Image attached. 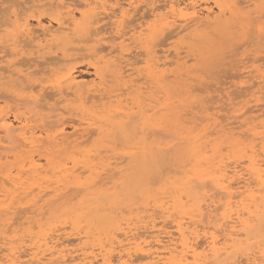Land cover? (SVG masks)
Here are the masks:
<instances>
[{
	"label": "bare ground",
	"instance_id": "obj_1",
	"mask_svg": "<svg viewBox=\"0 0 264 264\" xmlns=\"http://www.w3.org/2000/svg\"><path fill=\"white\" fill-rule=\"evenodd\" d=\"M80 3H78L77 5L80 4V6H84V9H80L79 13L80 14V17L79 18H76L78 17L75 16L74 14V9L72 4L77 2V0H75L74 2L71 3L70 5V8H68L65 12H62V11H57L56 15L52 18L49 17V19L53 20L55 22V24H57V27L55 25V29L53 27V29L51 28L52 24L49 25L50 28L48 27V29L46 28H43L42 27V33L40 34L41 31H39V33H34V31L32 30L31 26L32 24L29 23V19H35L34 17L32 18H28L29 16H25L24 15L22 16V12H20V10L18 9L17 10H13L11 12V15H9V18H8V21L6 23V21H3L2 24L4 25H9L10 22H12L11 24H14V27L17 28V30H19L20 32H22V37L24 39H26V42L24 44H22L20 41H19V37H18V40H17V37H14V36H18V34L20 35L21 33L20 32H17V34L13 35V36H10L9 33V27L7 28V30L3 29L5 32H7V36L5 38V40H3V37L2 38V41H1V38H0V79L1 78H4L3 76H8L6 75L7 73H5V75L3 74L5 71L8 72V74H17L18 76L20 77H23L24 74L23 71L26 69L24 66L25 64L23 65V67L25 69L22 68L19 69V68H16V62H18L17 60H21V59H16L14 61H11V58L8 60L6 56L8 55H18V56H24L25 55H31L29 56V58L26 57L25 61H27V59H32L33 60V57L37 56L39 58H42L43 57V52H41L42 50H44V52L46 51L45 49L47 48V50L49 48H51L53 45L56 46V45H59L60 43L59 42H63V40L65 41H71L73 40L74 42V39H71V38H81V40L83 39L84 41H90L89 38H94L95 41H99L103 36H105V32L109 33V38L108 37H104L105 40H107L106 38H108L110 40V43L109 44V47H110V50L111 52L107 53L109 55H111V53H114L116 52V54L114 53V55L116 56L115 58H117V62H116V67L114 68V75L112 74L111 72V75H113L112 77L116 76V78H123V76H126L127 79H123L122 81L126 82V83H129V87L128 85H125L124 86H127L129 89L130 87H133V82H134V77H133V74H135V66H134V63L136 60L133 61V56L130 52V47H126V42L127 41H130V43H134L135 45H140V51H144L143 52V55L145 54L146 55V58L144 60L145 64H146V68L148 69V74H152L155 75L157 74L155 71L156 69L159 70V65H161V67H164L166 68V64L167 63H172L173 64L175 63V65H179L182 61H180L182 58L179 57V52L178 49L179 48H174V46L172 47V49L174 48V50L172 51L173 55H171V51H169V55H171L172 57H174V59L171 61L170 59L172 57H170V59L168 58V54H165V55H162V57H159L154 49L157 48L154 46H150V41L158 36V35H161L163 32H164V35H166L165 33H167L166 37L168 38L169 37V40H170V36L173 35V33L175 35H179V34H185V32L187 31V29L189 28H192L193 31L195 32H202L203 30L207 29V28H213V29H224L225 27H227V20H224L223 18L226 16V11H230V14L232 15H235L237 13H240L239 11H236L234 10V8H236V5L240 4L239 2L240 1H243V4L245 3H249L248 6H254L253 8L255 9H258L260 11V14L261 12H264V0H212V4H213V7L216 9V10H213L212 6H208V5H205L208 3L207 0H190L189 2H184L182 0H128V5L127 7H123L122 5L124 4H121V6L119 5V3H121L119 0H117V2L114 0V2H112L113 4H107L108 2L112 1V0H78ZM125 1V0H124ZM186 1V0H185ZM32 2L34 3V5L36 4H41V0H32ZM126 2V3H127ZM200 2H203L205 3L204 6L202 8H198V6L200 5ZM245 2V3H244ZM83 5H82V4ZM45 4H48V5H53V2L48 0L46 3H42L41 5H45ZM141 4V5H140ZM202 4V3H201ZM72 6V7H71ZM140 6V7H138ZM243 6V5H242ZM246 6V5H244ZM200 7V6H199ZM249 7V9H250ZM137 8V9H136ZM149 9L151 11L150 15L152 16V21L149 22L148 24L144 25L143 23L144 22H140L138 23V25H133L134 27L131 28L130 25L127 26L128 28L125 29V24L124 22L126 23L127 19H128V22L131 20L130 16V12L131 10H138V9ZM252 8V9H253ZM251 9V10H252ZM22 10V9H21ZM79 10V9H78ZM76 10V12L78 11ZM134 10V11H136ZM257 10V11H258ZM263 10V11H262ZM9 11V10H8ZM133 11V12H134ZM145 11V10H144ZM143 11V12H144ZM255 12H257L256 10H253ZM21 13V14H20ZM24 13V12H23ZM136 13V12H135ZM145 13V12H144ZM147 13V12H146ZM258 13V12H257ZM137 14V13H136ZM243 14H246L245 16L248 15V13H243ZM7 15V16H8ZM26 15V14H25ZM32 15V14H31ZM30 15V16H31ZM133 15V14H132ZM143 15V14H142ZM146 15V14H145ZM149 15V14H148ZM147 15V16H148ZM149 15V16H150ZM225 15V16H224ZM263 15V14H262ZM5 16V15H3ZM6 16V17H7ZM11 16V17H10ZM40 16V15H39ZM147 16H144V17H147ZM224 16V17H223ZM5 17V18H6ZM133 17V16H132ZM140 17V16H139ZM138 17V19H139ZM142 17V16H141ZM223 17V18H222ZM2 18V17H1ZM130 18V20H129ZM149 18V17H148ZM134 19V18H133ZM226 19V18H225ZM231 19V17H230ZM253 19V18H251ZM5 20V19H4ZM39 20V19H38ZM146 20V19H145ZM149 20V19H148ZM10 21V22H9ZM31 21V20H30ZM35 21V20H34ZM143 21V18L142 20ZM232 20H230V23H229V28L232 27V25H235L232 24L231 22ZM36 22V21H35ZM107 24L106 27L108 26L110 28L109 32L107 30H105L106 28L102 26V24L104 25V23ZM132 22V20H131ZM147 22V21H146ZM38 23V22H37ZM51 23V22H49ZM130 23V22H129ZM133 23V22H132ZM253 23V22H252ZM232 24V25H231ZM132 25V24H131ZM249 25L252 27V25L254 24H250ZM11 26V25H10ZM36 26V25H35ZM48 26V25H47ZM105 26V25H104ZM236 26V25H235ZM235 26H233L232 28H234ZM248 26V27H250ZM264 26V24H263ZM34 28V26H32ZM107 27V29H108ZM238 27V26H237ZM234 28V29H229L230 32H233V34H231L232 37H234L235 35H237V30L239 29L240 31V28L238 27V29ZM257 27V26H256ZM41 28V27H40ZM105 28V29H104ZM2 27L0 26V33H2L1 30ZM13 29V28H12ZM125 29V30H124ZM237 29V30H236ZM251 29V28H249ZM35 30V29H34ZM41 30V29H40ZM89 30V31H88ZM91 30V31H90ZM93 30V31H92ZM168 30V32H167ZM236 30V31H234ZM242 30V29H241ZM254 30H255V26H254ZM261 30V28H260ZM228 31V30H227ZM264 31V30H263ZM262 31V32H263ZM89 33V35H93L94 37H89V35H86V36H82V35H85L86 33ZM194 32V33H195ZM211 32V31H210ZM258 32V31H257ZM261 32V31H260ZM261 32V35L263 36L264 34ZM212 34L214 33V31L211 32ZM236 33V34H235ZM241 33H243L241 31ZM256 33V32H255ZM218 35V33H216ZM223 34V33H222ZM4 35V34H3ZM90 35V36H91ZM100 35H102L101 37H99ZM163 35V34H162ZM161 35V37H162ZM215 35V33H214ZM227 35V34H226ZM10 36V37H9ZM107 36V34H106ZM186 36V35H185ZM200 36V35H199ZM210 36V35H208ZM221 35L219 36H216V37H220ZM250 36V35H249ZM84 37V38H82ZM161 37L159 39H161ZM184 37V36H183ZM196 37V36H195ZM214 37V36H213ZM229 37V36H228ZM248 36H246L247 38ZM253 37V36H252ZM264 37V36H263ZM260 38L261 40L263 39V43H261V40L258 41V43L260 42L261 43V46H263L262 44H264V38ZM88 38V40L86 39ZM103 38V39H104ZM116 38L118 39V41L116 40ZM165 38V37H163ZM173 38V37H172ZM205 38V37H203ZM227 38V37H226ZM238 38V37H237ZM245 38V39H246ZM251 38V36H250ZM255 38V37H254ZM253 38V39H254ZM157 39V38H156ZM192 39V38H191ZM195 39V38H194ZM199 39V38H198ZM196 39V40H198ZM218 39V38H217ZM228 39V38H227ZM224 38V41L227 40ZM234 39V38H233ZM232 39V41H233ZM29 40V41H28ZM252 40V39H251ZM22 41V39H21ZM76 41V39H75ZM78 41V39H77ZM80 41V39H79ZM92 41V40H91ZM102 41V40H101ZM108 41V40H107ZM154 41V39H153ZM164 41V42H163ZM165 39H163L162 41H159L160 42V45L158 43L159 46H163L167 43H165ZM188 41V40H187ZM201 41H202V38H201ZM231 41V39H230ZM236 41V40H234ZM240 41V40H239ZM245 41V40H244ZM256 41V40H255ZM82 42V41H81ZM104 42V41H103ZM158 42V41H157ZM156 42V43H157ZM167 42V41H166ZM174 42V41H173ZM193 42V41H192ZM218 42V41H216ZM223 42V41H222ZM250 42V41H249ZM100 45L102 42H100ZM129 42H127L128 44ZM161 43H165V44H162ZM169 43V42H168ZM190 43V42H189ZM205 43V42H204ZM238 43V42H236ZM254 43V42H253ZM259 43V44H260ZM65 43H63L62 45H64ZM73 44V43H72ZM75 44V43H74ZM98 44V43H97ZM107 44V43H106ZM106 44H103L102 47H104ZM108 44L106 45L105 48H107ZM152 44V43H151ZM183 44V43H182ZM188 44V43H187ZM203 44V43H202ZM223 44V43H222ZM252 44V42H251ZM61 45V44H60ZM70 45V44H69ZM67 46V45H64L63 47L62 46H59L58 48L61 49V47L64 49V48H68L69 47V50L70 49H75L77 47V45L73 46V45H70V46ZM135 45L133 47H135ZM198 45V44H197ZM216 45V44H214ZM250 45V44H249ZM253 45V44H252ZM66 46V47H65ZM80 46V45H79ZM94 46V45H93ZM92 46V47H93ZM181 46V45H180ZM231 46H234V45H231ZM72 47H75V48H72ZM96 49H95V46L93 47L95 50L97 49H101L103 50V48H98V46L96 45ZM138 47V46H136ZM152 47L154 49H152ZM183 47H186V46H183ZM196 47V46H195ZM200 47V46H199ZM208 47V46H207ZM246 47V46H245ZM52 48H55V47H52ZM57 48V47H56ZM80 48H82V46H80ZM91 48V47H90ZM104 48V49H105ZM182 48V46H181ZM189 48V47H188ZM192 48V46H191ZM201 48V47H200ZM234 48V47H233ZM76 49H78L77 51H79L80 49L77 47ZM84 49V48H83ZM81 49V50H83ZM89 49V46L87 47L86 46V50ZM109 49V48H107ZM134 49V48H133ZM143 49V50H141ZM202 49H205V48H202ZM210 49V48H209ZM227 49V47H226ZM80 50V51H81ZM139 50V48H138ZM181 50V49H180ZM211 50V49H210ZM251 50V49H250ZM54 51V49H53ZM53 51H50V52H53ZM57 51V50H56ZM64 52H61V56L59 57H62L61 58H57V57H52V61L53 59H57V62H61L60 60H66L68 61L67 59L71 60L70 56H71V53L70 55H68L67 53H65L66 50H63ZM73 51V50H72ZM100 51V50H99ZM109 51V50H108ZM107 51V52H108ZM132 51V50H131ZM155 51V52H154ZM183 51V50H182ZM189 51V50H188ZM187 51V52H188ZM264 51V50H263ZM47 52V51H46ZM49 52V51H48ZM47 52V53H48ZM76 52V51H75ZM94 52V51H93ZM135 52H136V48H135ZM138 52V51H137ZM165 52V50H164ZM184 52V51H183ZM209 52V51H208ZM211 52V51H210ZM247 52V51H246ZM251 52V51H250ZM249 52V53H250ZM262 52V51H261ZM55 53V51H54ZM57 53V52H56ZM55 53V54H56ZM96 53V51H95ZM95 53H92L91 55H95ZM139 53V52H138ZM162 53V50L161 52ZM264 53V52H262ZM53 54V53H52ZM129 54H131L132 58H129L128 56H130ZM163 54V53H162ZM191 53H189L190 55ZM194 54V53H193ZM206 55V53H204ZM209 54V53H208ZM260 54V53H259ZM258 54V55H259ZM74 55V54H73ZM87 55V54H86ZM90 55V56H91ZM105 55V54H104ZM113 55V56H114ZM128 55V56H126ZM138 55V54H137ZM140 55V54H139ZM142 55V54H141ZM183 55V54H182ZM228 55V54H227ZM250 55V54H249ZM9 56V57H10ZM47 55H45V58H46ZM55 56V55H54ZM57 56V55H56ZM75 56H76V53H75ZM98 56V55H97ZM96 56V57H97ZM161 56V55H160ZM184 56H187V55H184ZM192 56V54H191ZM204 56V55H203ZM251 56V55H250ZM261 56V55H260ZM32 57V58H30ZM101 57V56H100ZM141 57V56H139ZM248 57V56H247ZM246 57V58H247ZM20 58V57H18ZM48 58V57H47ZM76 58V57H75ZM74 58V59H75ZM98 58V57H97ZM111 57H109L110 59ZM114 58V59H115ZM136 58V57H134ZM142 58V57H141ZM143 58V59H144ZM186 58V57H185ZM200 58V57H199ZM216 58V57H215ZM214 58V60H215ZM241 58V57H240ZM13 59V58H12ZM24 59H22V61H24ZM48 59H51V55L49 56ZM56 59L54 62L52 63H56ZM59 59V60H58ZM101 59V58H99ZM106 58H102V60H105ZM184 59V58H183ZM189 59V58H188ZM188 59L186 58V61H188ZM207 58H204V60H206ZM37 60V59H36ZM41 60V59H40ZM116 60V59H115ZM132 60V61H131ZM138 60V59H137ZM141 60V59H140ZM217 60V59H216ZM238 60V59H237ZM241 61H243L242 59H240ZM239 60V61H240ZM250 60V59H249ZM247 59V62L249 61ZM254 60V59H253ZM35 61V60H34ZM42 61V60H41ZM45 61V60H44ZM47 62V61H45ZM95 61V60H94ZM97 61V60H96ZM95 61V62H96ZM109 61V60H108ZM143 61V60H141ZM194 61V60H193ZM201 61V60H200ZM262 61V60H261ZM28 62V63H27ZM27 62H25L26 64H29L31 65L34 64L32 61L31 63H29L30 61L28 60ZM50 62V63H51ZM112 62H114V60H112ZM207 62V61H206ZM205 62V63H206ZM216 62V61H215ZM263 62L262 61V64L261 62L259 63V65L261 67H263ZM20 63V62H19ZM49 63V62H47ZM46 63V64H47ZM60 63V64H61ZM94 62H92L93 64ZM106 63V62H105ZM205 63L203 64V66H206ZM239 63V62H238ZM243 63V62H242ZM253 63V62H252ZM255 63V61H254ZM37 64V63H35ZM58 64V63H57ZM95 64V63H94ZM100 64V63H99ZM104 64V63H103ZM138 64H140L138 62ZM184 64V61L183 63ZM201 64V66H202ZM240 64V63H239ZM258 64V62H256L255 64H252L253 66ZM5 65V71L2 69ZM114 64L112 63V66ZM163 65V66H162ZM236 65V64H235ZM241 65V64H240ZM243 65V64H242ZM250 65V66H249ZM246 64V66H249V68L251 67V64ZM50 66V65H49ZM62 66V65H61ZM59 67L58 68V71H57V76L52 80H48L45 82H42L43 80H40V81H37L36 84H30V85H25L26 87L28 86L29 88V91L30 93L27 95V97H18L16 98V100L19 99V101H22V100H29L28 102H34V106H39L41 105V107L45 106L42 102V104L39 103V101H41L39 98L36 97L35 94H33V90L35 89V87H38L39 89H36V91H44L45 89L47 88H50L51 89H54V92H56L59 96H63L62 98L64 97H67L68 96H77L78 98H80V101L81 99L83 100L84 103H87L85 102V100L87 101V99H92L94 98L97 99L98 96H102L100 97L99 99L101 100V98H107L110 99L108 100L109 102L111 103H116L114 107H112V109L110 111H115V112H121V114H127L126 117L128 116V113L130 114L129 111H125L124 108L125 107V103L122 102V96L124 95L121 94L119 92V94H121L119 96V94H115L114 91L115 89L112 91V88H108V86L106 85L107 82L106 81V78L103 76L104 73H102V71L100 70V68L97 67V64L96 66H93L95 70L94 71V76L96 79L93 80L91 79V83H89L90 81H88L89 84L87 83H84L83 81H81L80 79L78 80V78L76 77V75H74L73 73V66L71 68V66L69 67L68 65L65 67L64 65L62 67ZM103 66V65H102ZM138 66V65H136ZM141 66V65H140ZM144 66V65H143ZM168 66V65H167ZM174 66V65H173ZM182 66V65H180ZM244 67V68H247V67ZM252 66V67H253ZM257 66V65H256ZM27 67V66H26ZM100 67V66H99ZM177 67V66H176ZM200 67V66H199ZM259 66L257 67H254L253 68H250V70H245L246 73H248V71L252 72L253 70L255 71L256 75L254 77H256V79H258V83H264V68H261ZM144 68V67H143ZM198 68V67H197ZM197 68H195V70H197ZM203 68V67H202ZM2 69V71H1ZM34 69V68H33ZM36 69V68H35ZM55 69V68H54ZM138 69V68H137ZM161 69V68H160ZM179 69V68H178ZM201 69V68H199ZM253 69V70H251ZM111 70V68H110ZM113 70V69H112ZM143 70V69H142ZM146 70V69H144ZM162 70V69H161ZM166 71V69H163L162 71ZM194 70V69H193ZM191 69V71H193ZM194 70V71H195ZM4 71V72H3ZM29 72V70H27ZM26 71V73H27ZM106 71V70H105ZM140 71V70H139ZM162 71H160L159 73H161ZM164 71V72H165ZM175 71V70H174ZM198 71V70H197ZM196 71V72H197ZM205 71V70H204ZM35 73L37 71H34ZM38 72H39V69H38ZM37 72V74H38ZM134 72V73H133ZM137 72V71H136ZM155 72V73H154ZM168 72V71H166ZM244 72V71H242ZM30 73H31V70H30ZM28 73V74H30ZM55 73V72H54ZM163 73V72H162ZM204 73V72H203ZM237 73V72H236ZM53 74V73H52ZM110 74V73H109ZM107 73V75H109ZM125 74V75H123ZM145 74V73H144ZM142 74V75H144ZM179 74V73H178ZM182 74V73H181ZM184 74V73H183ZM194 74V73H193ZM198 74V73H197ZM200 74V73H199ZM234 74V73H233ZM242 73L239 74V76H243L241 75ZM253 73H249L250 76H245L249 79V77H251ZM3 75V76H2ZM41 75V74H40ZM43 75V74H42ZM41 75V76H42ZM136 75V74H135ZM167 75V74H166ZM171 76H174L172 74H170ZM190 73L188 74V77H189ZM235 75V74H234ZM93 76V77H94ZM110 76V75H109ZM182 76V75H181ZM186 76V74H185ZM253 76V75H252ZM35 77V76H34ZM108 77V76H106ZM143 77V76H142ZM146 77V76H144ZM168 77V75H167ZM170 77V76H169ZM175 77V76H174ZM187 77V78H188ZM12 78V76H11ZM30 78V77H29ZM42 77H40L41 79ZM50 78V77H49ZM105 78V80H104ZM125 78V77H124ZM171 78V77H170ZM194 78V77H193ZM244 78V77H243ZM22 79V78H21ZM139 79V78H138ZM137 79V80H138ZM141 79V78H140ZM178 79V77H177ZM176 79V80H177ZM191 79V78H189ZM233 79V77H232ZM255 79V81H256ZM3 80V79H2ZM5 80H8V79H5ZM24 80V79H22ZM31 82L33 79H30ZM29 80V81H30ZM110 80V79H109ZM108 80V81H109ZM126 80V81H125ZM148 80V79H147ZM158 80V79H157ZM165 80V79H164ZM171 82L172 79H170ZM193 80V79H192ZM235 80V78H234ZM1 81V80H0ZM26 81V80H25ZM34 81V80H33ZM112 81H113V78H112ZM116 81V80H115ZM193 81H196V79L194 78ZM203 81V80H202ZM245 80H243V82L241 84H239L240 86H242V84L244 83ZM250 81H252L250 79ZM254 81V80H253ZM252 83H255V81ZM9 82L10 84V81H7ZM19 82V81H18ZM24 82V81H23ZM87 82V81H86ZM110 82V81H109ZM149 82V81H148ZM189 82V81H188ZM5 83V81H4ZM13 83V82H11ZM33 83V82H32ZM119 83V82H118ZM136 83V82H135ZM190 83V82H189ZM203 83V82H202ZM236 83V82H235ZM245 83H247V81H245ZM3 84V83H2ZM18 84V83H17ZM123 84V83H122ZM143 84V83H142ZM153 84V83H152ZM158 84V83H157ZM160 84V83H159ZM163 84V83H162ZM186 84H188L186 82ZM232 84V83H231ZM230 84V85H231ZM251 84V83H250ZM257 84V83H256ZM118 84H116L117 86ZM133 85V86H132ZM141 85V83H140ZM145 85V84H144ZM148 85V84H147ZM165 85V84H164ZM189 85V84H188ZM205 85V84H204ZM229 85V86H230ZM237 85V86H239ZM249 85V84H248ZM248 85H246L248 87ZM3 86V85H2ZM11 86V84H10ZM18 86V85H17ZM21 86V85H20ZM110 89V90H108ZM157 86V85H156ZM162 86V85H161ZM209 86V85H208ZM245 85L243 84L242 87H244ZM245 86V88H246ZM254 88L253 86H255V84L253 85H250L249 87L251 88ZM1 87V86H0ZM3 87H7V86H3ZM23 87V86H22ZM24 87V88H26ZM119 89L121 87V83H119ZM126 87V89H127ZM138 87V86H137ZM144 87V86H143ZM146 87V86H145ZM144 87V88H145ZM225 87V86H224ZM228 87V86H227ZM232 87V85H231ZM261 87L264 88V84L262 85L261 84ZM18 88V87H17ZM113 88H116L113 86ZM147 88V87H146ZM154 88V87H153ZM196 88V86L194 87ZM193 88V89H194ZM207 88V87H206ZM219 88V87H217ZM216 88V89H217ZM244 88V90H246ZM249 88V89H250ZM259 88V87H258ZM15 89V88H14ZM13 89V91H14ZM125 89V88H124ZM142 89V88H141ZM148 89V88H147ZM151 89V88H150ZM199 89V88H198ZM232 89V88H231ZM241 89L242 91V88H239ZM1 90V89H0ZM48 90V92H46ZM44 94H46V96L48 98L52 97V96H48L49 92L52 93L51 91H49V89H47ZM122 90V89H121ZM157 90V89H156ZM197 90V88H196ZM207 90V89H206ZM237 90V89H236ZM253 90V89H251ZM257 92L260 91V89H256ZM264 90V89H263ZM4 91V90H3ZM3 91H0L1 95L0 97H4L6 96V93L4 95V93H2ZM12 91V92H13ZM117 91V89H116ZM120 91V90H119ZM192 91V90H191ZM205 91V90H204ZM213 91H215L213 89ZM217 91V90H216ZM220 91V89L218 90ZM229 91V90H228ZM239 91V90H238ZM247 91H250V90H247ZM247 91L245 93H247ZM21 92V91H20ZM19 92V93H20ZM25 92H28V90H26ZM53 92V93H54ZM118 92V91H117ZM134 92V91H133ZM144 92V91H143ZM147 92V91H146ZM209 92V91H208ZM212 92V91H211ZM227 92V91H226ZM232 92V91H231ZM243 92V91H242ZM251 92V91H250ZM255 92V91H254ZM254 92H251V93H254ZM55 93V94H56ZM129 93V92H128ZM225 93V92H224ZM236 93V92H235ZM234 93V94H235ZM244 93V94H245ZM261 93V91H260ZM259 93V94H260ZM3 94V95H2ZM22 94V93H20ZM40 94H43L42 92H40ZM71 94V95H70ZM169 94V93H168ZM231 94V93H230ZM233 94V92H232ZM243 94V96H245ZM257 94V93H255ZM255 94H253L252 98H247L248 101H244V103H242V107L238 106V109H241L242 111L239 112V113H242L241 115L245 114L244 112L246 113H252L251 111V108L250 107H256V109L259 107V109H261V107L263 106V102H262V105H260L261 103V99H262V96H258ZM141 95V94H140ZM217 94H215L216 96ZM220 95H221V92H220ZM239 95H241L239 93ZM247 95V94H246ZM261 95V94H260ZM44 96V95H42ZM128 96V95H127ZM126 96V97H127ZM183 96V95H182ZM214 96V97H215ZM223 96V94L221 95ZM236 96V95H235ZM250 96V94L248 95ZM40 97V96H39ZM55 97V96H54ZM96 97V98H95ZM121 97V98H119ZM124 97V96H123ZM126 97H125V100H126ZM133 97V96H132ZM136 97V96H135ZM138 97V96H137ZM212 97V96H211ZM213 97V98H214ZM220 97V96H219ZM219 97H218V101L219 100ZM224 97V96H223ZM242 97V96H241ZM47 98V100H48ZM112 98V99H111ZM128 98V97H127ZM131 98V97H129ZM160 98V97H159ZM209 98V97H208ZM207 97H205V100L207 99V101H211V100H208ZM226 98V96L224 97ZM230 98V97H229ZM237 98V97H236ZM261 98V99H260ZM10 99V98H9ZM15 99V97H14ZM39 101H38V100ZM57 99V98H56ZM71 99V98H70ZM136 99V98H135ZM227 99V98H226ZM234 99V95H233V98L231 97V99L229 100H232ZM242 99V98H241ZM250 99V100H249ZM5 100V99H4ZM8 100V99H7ZM90 100H88V102H90ZM93 100V99H92ZM98 100V99H97ZM132 100V99H131ZM134 100V99H133ZM148 100V99H146ZM172 100V99H171ZM199 100H204V98H201ZM198 100V101H199ZM205 100H204V104L201 103L200 101V104L203 105L201 107H198L199 102L197 101L196 102V105L193 106V104L191 105V108L192 106L194 108H202L204 107L205 108ZM217 100V99H216ZM223 100V99H222ZM239 99L237 98V101ZM6 101V100H5ZM38 101V102H37ZM60 101V100H58ZM57 101V102H58ZM124 101V100H123ZM130 101V100H129ZM136 103L138 101H140L139 99H136L134 100ZM153 101V99L151 100ZM214 101V100H212ZM211 103L210 105L214 107V103ZM240 101V100H239ZM238 101V102H239ZM242 101V100H241ZM253 102L252 105L253 106H246L247 107V110L246 111H243L245 108L244 106L247 105L249 102ZM263 101V100H262ZM18 102V101H17ZM27 102V101H26ZM37 102V103H36ZM45 102V101H44ZM55 102V103H57ZM67 102V101H66ZM217 102V101H216ZM224 102V101H223ZM234 102L233 105L235 104V99L232 101ZM243 102V101H242ZM16 103V102H15ZM36 103V104H35ZM79 103V101H78ZM82 103V102H81ZM91 103V102H90ZM100 102H97V104H95L94 102V105H98ZM106 103V102H105ZM104 103V104H105ZM108 103V102H107ZM127 103V102H126ZM133 103V102H131ZM218 103V102H217ZM225 103V102H224ZM223 103V104H224ZM237 103V102H236ZM17 104V105H16ZM14 105V107H12L13 109L9 110V111H2L1 108H0V149H6V148H9V151L10 152V148L11 149H16V152L19 153V152H22V153H25L26 155L20 153V155H24L25 157H27L28 161L26 162V166H22L21 165H18L20 163L18 162H23L22 160L16 163H14L16 160H13V164L15 166H19V168L17 167V171H15V173L13 171L10 172V170L7 169V172L5 171V173H1V176L0 178V197H2L0 199V213L3 212L2 214H5L7 217V215L10 217V215L14 212L13 209H17L15 207H18L21 208V210L24 212L25 209L28 208V210H26L28 213H31L32 212H35L33 213L34 215H37L41 213L40 210H42V212H44L42 209L43 205L47 202H49L50 200H58V198H60L61 196L63 197V194H64V190L66 189H71V187L73 188L74 186H69V183H67L68 179L70 177H72V181H71V184H75V189L79 188L77 186H81V185H85V184H93L94 183V179L95 177L97 176H100L99 174H101L100 172L104 173V174H109L110 172H114L116 171V169L119 167L118 165L120 163H123V162H116V157H112L114 161H109L110 158H108V161L106 162H102L101 163V160H100V163L98 165V168H96L97 166L94 164L96 161L94 158V160H92V158L90 159L91 161H87L88 159L87 156L89 155H86V153H89L91 151H89V149H93L92 151H95L93 147V144H92V147L91 148H86V151L84 149L83 151V157L80 156L79 154V158L76 159L77 155L75 153H82V151L80 150L82 148V146H84L85 144L81 145L82 142H77V139L74 138V140H68L69 138H71L70 136H72L73 132L74 133H77V131L80 129H78V127H81V130L79 131H85L86 130H89L87 132H90V133H94V127L97 123H100V121L98 122L97 119H100V118H96V121L94 118L92 117H96V116H92L91 118H86L85 116H83L84 112L81 113L80 116H78V118L76 119V121L78 122V124H76L77 122L75 120V124H73V131L72 134L68 131L66 132V129L65 127L63 126V121L59 124V125H54V126H57V127H51L53 126V124L55 123V120L52 122L49 118L50 117H53L49 114H47V117L46 119L48 118V121L50 120L52 123L50 125H47L46 123L48 122L47 120H43L44 117H45V113L44 115L42 113H39L40 112V109L38 110V112H34V110H32L33 114L29 115L30 113H32L31 111H27L26 112H16L20 109L21 110H24L25 111V104H23V102L20 104L19 103H16ZM22 104V105H21ZM103 104V106H104ZM159 104V103H158ZM166 104V103H165ZM198 104V105H197ZM208 104V103H207ZM206 104V105H207ZM220 104V102H219ZM230 104V103H228ZM239 104V103H238ZM82 105V104H81ZM100 105V104H99ZM130 105V104H129ZM127 105V106H129ZM217 105V104H216ZM226 105V104H225ZM231 105V104H230ZM229 105V106H230ZM232 105V110H234V106ZM236 105V104H235ZM249 105V104H248ZM30 106V105H29ZM35 106V107H36ZM103 106H100V107H103ZM133 106V105H131ZM138 106V105H137ZM161 106V105H160ZM196 106V107H195ZM208 106V105H207ZM206 106V108H207ZM210 106V107H211ZM237 106V105H236ZM1 107V106H0ZM47 107V106H46ZM49 107V106H48ZM97 107V106H96ZM217 107V106H216ZM220 107V105H219ZM217 107V108H219ZM240 107V108H239ZM264 107V106H263ZM22 108V109H21ZM40 108V107H39ZM58 107H51V109L49 110H56ZM73 109L76 108V107H72ZM70 108V109H72ZM79 108V107H78ZM81 108V107H80ZM84 108V107H83ZM82 108V109H83ZM95 108V107H94ZM153 108V107H151ZM155 108V107H154ZM153 108V109H154ZM157 108V107H156ZM166 108V107H165ZM168 108V107H167ZM205 108V109H206ZM215 108V107H214ZM221 108V107H220ZM223 108V107H222ZM244 108V109H243ZM47 110V108H45ZM61 109V108H60ZM63 109V108H62ZM67 107L65 108L64 111H66ZM81 109V110H82ZM132 109V108H130ZM142 109V108H141ZM211 109V108H210ZM209 109V110H210ZM224 109V108H223ZM229 109V108H228ZM227 108L224 109L225 110H228ZM236 109V111L238 110ZM254 110V108H252ZM264 109V108H263ZM261 110V112H263L264 110ZM68 110V109H67ZM79 110V109H78ZM102 110V109H101ZM129 110V109H128ZM149 110V109H148ZM156 110V109H155ZM204 110V109H203ZM258 110V109H257ZM13 111V112H12ZM37 111V110H35ZM42 111V109H41ZM44 111V110H43ZM70 111V110H68ZM103 111V110H102ZM138 111V110H137ZM142 111V110H141ZM139 111V112H141ZM147 111V110H146ZM187 111V112H186ZM230 111V110H229ZM235 111V110H234ZM256 111V110H254ZM259 111V110H258ZM9 112H11V114H9ZM50 112V111H49ZM63 112V111H62ZM67 112V111H66ZM75 112V115H76V111ZM101 112V111H100ZM128 112V113H127ZM158 112V111H157ZM189 109L185 110V112L183 114H189ZM238 112V111H237ZM60 113V112H59ZM59 113H54L53 111V114H58L59 116ZM73 113V112H72ZM147 113V112H146ZM167 113V112H166ZM175 113V112H174ZM202 113V112H201ZM212 113V112H211ZM217 113V112H216ZM233 113V112H232ZM238 113V114H239ZM259 113V112H257ZM51 114H52V111H51ZM67 114V113H66ZM78 114V113H77ZM86 116H87V113H85ZM97 114V113H96ZM111 114V113H110ZM114 114V113H113ZM172 114V113H171ZM193 114V113H192ZM203 114V113H202ZM222 115H224L223 113H221ZM227 114V111L226 113ZM236 114V115H235ZM233 113L232 115L229 113V115H231V117H229L228 115V118L227 119H237L239 120V115L237 113ZM253 114V113H252ZM260 114H264V113H259V116ZM74 115V114H73ZM105 115V114H104ZM120 115V114H119ZM168 115V114H167ZM199 115V114H198ZM222 115H219L218 117L222 118L221 116ZM234 115V116H233ZM255 115V114H254ZM257 115V114H256ZM72 116V115H71ZM99 116V115H98ZM118 116V115H117ZM125 116V115H124ZM123 116V117H124ZM139 116V114H138ZM166 116V115H165ZM182 116V115H180ZM202 115H199L197 116L198 118L201 117ZM233 116V117H232ZM245 116V115H244ZM250 116V117H249ZM258 116V117H259ZM34 117V118H33ZM57 117V116H56ZM108 116L105 115L104 117H101L100 120H102V122H107L109 119L107 118ZM133 117H136L133 116ZM142 117V116H141ZM205 117V116H204ZM203 117V118H204ZM248 121L245 123L246 124H250L252 125L250 128H248L246 131H243V133L245 134V137H244V134L241 135V133H239V135L235 136L234 135H231L232 133H229V135L227 136L226 134V137L223 136V134H221L224 138H226V140L224 142H226V144L223 143V137L221 139L222 141V145L220 147H222L223 149H227V153L221 151L222 148L219 147L220 143H216L214 142V138H218V136L214 137L213 140L209 137V139H211L209 141L210 145L213 144V146L209 145V143H207V140L203 142V140H201V138H205V134L208 133L205 132V136L202 135V132L200 135L204 136V137H198V133H196V136H194L195 134L193 133V135L191 136L192 134V131L191 132H188L186 133L185 135L183 136H180L179 138L183 137V141L185 140L186 137H188L186 139V142L188 141L189 139V146H190V154L189 155H192V161H189V163L191 162L192 163V168L189 164V167H190V173L189 174H186V172L189 170L187 166H185V168L183 169V171L185 170L186 171V167H187V171L185 172V175H182V178L183 176H185V179L183 180L182 178H179L180 180L179 181H182L181 183L180 182H177V184H175V182H173L174 180H176V178L173 180V178L171 179L172 180V183H171V180H166L168 181L169 183L172 184H169V183H165L166 185L164 186H168V187H165V189L168 190L169 188V185L170 187L173 188V190L176 192H172L171 195H167L168 196V199H161V194L159 196H161L160 198H158L157 200V197L156 199H152V202L151 204L155 207L156 204H153V200H155L154 202L159 201L160 199V203L161 201H165L163 203H157V206L158 208H160L159 210L156 211V209H154L152 211L151 209V213H147L145 217H143L141 214V217H142V220L138 219L139 220V223L137 221L138 224H129L128 227H127V230L125 231L124 229V235H122L123 231L121 232H118V233H121V237L120 239H118L119 237L117 235H113L111 237V235L114 233H117L115 231L117 230H113L110 234H105L106 237H108L107 235L110 236L109 239L107 240H104L103 239H99L98 237L92 239L91 237V241H88V238H89V235H88V232L90 231H87V234H85V239H81L77 232H75L77 234V238L78 239H75L76 241H79V243H77V246L76 247H73L71 248V244H70V248L67 247V244H66V241L65 239H67L68 237L67 236H70L71 234L74 235V232H66L68 235H66L65 233H62L63 231H60L58 232L57 234L55 233V229L57 230V227L59 225V223H57L58 225L56 226L55 228V225L53 226V224L55 223H51V227L47 225L48 228H50V230L53 228L54 229V232L55 233L54 235L53 234H50L49 235V232L46 233L45 232V229H44V232H43V228H41V232H40V229H36L35 231H33L34 233L35 232H38L36 235L34 234V236H29V238L27 239L28 243H26L25 239L23 240H20L18 241L19 237L18 238H15V237H9L10 234L8 233V228L10 226V224H14V220L12 221V219L8 218L9 221L8 222H11V223H6L7 221H5L6 225L9 224L6 229H7V233H4L6 230L4 228V230L2 232V234L4 233V235L0 234V264H133L135 261H134V257H139L141 258V260H144V262L140 263V264H205L206 262H210V261H218L219 258L223 255H228L232 250H234L235 247H241V245L243 246V242L241 241L242 238L241 236L244 234L245 235V239L247 238L248 234L251 235V232H253L252 228H253V225L255 223H253V221H255V219L258 217V214L259 212L262 211V209L264 208V121H261L260 122H254V116L252 115H248ZM246 117V119H247ZM253 117V118H252ZM68 118V117H67ZM74 118V117H73ZM72 118V119H73ZM110 118V116H109ZM197 118V119H198ZM241 118V117H240ZM250 118V119H249ZM252 118V119H251ZM257 118V116L255 117ZM52 119V118H51ZM69 119V118H68ZM71 119V118H70ZM93 121H92V120ZM113 119V118H112ZM205 119L207 120H210L211 121V124L210 125H213L214 128H215V132L218 134L220 131H224V130H221L222 128H218L217 129V126L221 125L220 127H222V124H219L215 121V119L210 116L209 114L205 117ZM242 119V118H241ZM245 119V117H244ZM157 120H161L160 122H164V121H168L166 117L163 116V118H157V117H148L145 119V121L143 122L144 125L146 124V128H147V125L149 126H156L155 124H159L160 122L157 121ZM191 120V118H190ZM202 120V119H201ZM201 120H199L201 122ZM225 120V119H224ZM236 120V122H237ZM47 121V122H46ZM197 121V120H196ZM223 121V120H221ZM244 121V120H243ZM72 122V121H70ZM111 122V121H110ZM132 122V121H131ZM185 122V121H184ZM187 122V121H186ZM193 122V120L191 121ZM224 122L226 123V121H223V125H224ZM228 122V120H227ZM234 123V121H232ZM240 122L242 123V120H240ZM240 122L238 121V123L240 124ZM47 125V127H50V128H45L46 126L44 124ZM69 123V122H68ZM108 123V122H107ZM107 123H104V124H107ZM119 124L118 125H121L120 121H118ZM138 123V122H137ZM160 123V124H161ZM189 123V122H188ZM196 123V122H195ZM230 122H228L227 124H229ZM100 124H103V123H100ZM130 124V123H129ZM132 124V123H131ZM186 124V123H185ZM197 124V123H196ZM226 124V125H227ZM237 124V123H236ZM244 124V123H243ZM242 124V126H243ZM68 125V124H67ZM78 127H77V126ZM140 125V124H139ZM203 125V124H202ZM208 125V124H207ZM232 125V124H231ZM72 126V125H71ZM91 126H94L92 127V129L90 128ZM131 126V125H130ZM196 126V125H195ZM199 126V125H198ZM206 126V125H205ZM225 126V125H224ZM237 127H239L238 125H236ZM97 127V126H96ZM101 127V126H100ZM104 125H103V129H104ZM190 127V126H189ZM234 127V126H232ZM246 127V126H245ZM71 128V127H70ZM90 128V129H88ZM99 128V126L97 127ZM102 128V127H101ZM148 128H151V127H148ZM147 128V129H148ZM168 128V127H167ZM212 128V129H214ZM225 128V127H224ZM236 128V127H235ZM234 128V129H235ZM102 129V130H103ZM107 129V128H106ZM114 129V128H113ZM138 129V128H137ZM142 129H145V128H142ZM179 129V128H178ZM193 129H195L193 127ZM90 130H93V131H90ZM97 130V129H96ZM192 130V129H191ZM101 131V130H99ZM106 131V130H105ZM127 131V130H126ZM145 131V130H144ZM161 131V130H160ZM185 131V130H184ZM190 131V130H189ZM201 131V130H200ZM212 131V130H210ZM209 131V132H210ZM239 131V130H238ZM137 132H143V131H137ZM169 132V131H168ZM171 132V131H170ZM214 132V131H213ZM213 132H210L211 134ZM214 132V133H215ZM246 132V133H245ZM144 133V132H143ZM149 133V131L147 132ZM156 133V132H155ZM160 133V132H159ZM209 133V134H210ZM248 133V134H247ZM68 134V135H67ZM151 134V132H150ZM162 134V133H160ZM165 134V133H163ZM237 134V133H236ZM247 134V135H246ZM81 135V134H80ZM79 135V136H80ZM170 135H172L170 133ZM220 135V136H221ZM243 136V141H245L243 143L242 141V138L240 137ZM75 136V135H74ZM85 136V135H84ZM90 136V135H89ZM164 136V135H163ZM169 136V134H168ZM185 136V137H184ZM246 136L247 138H249V140H244L246 139ZM83 137V136H82ZM87 137V136H86ZM154 137V136H153ZM158 137V136H157ZM165 137V136H164ZM173 137V136H171ZM208 137V135H207ZM237 137H240V139H238ZM120 138V137H119ZM127 138V137H126ZM136 138V137H135ZM160 138V137H159ZM175 138V137H174ZM220 138L219 137V141L217 139L218 142H221L220 141ZM229 138V140H228ZM234 138H236V140H240V141H236ZM86 139V138H85ZM82 140L83 142L86 143V141ZM88 139V138H87ZM86 139V140H87ZM144 139V138H143ZM178 139V138H177ZM76 140V142H75ZM128 140V139H127ZM145 140V139H144ZM152 140V139H151ZM156 140V139H155ZM163 140V139H162ZM79 141V140H78ZM97 141V140H95ZM93 141V142H95ZM212 141V142H211ZM14 142L16 143L15 145H12V143L14 144ZM74 142V143H73ZM92 142V141H90ZM89 141L87 142L86 146L89 145L88 143H90ZM176 142V141H174ZM178 142V141H177ZM180 142V141H179ZM178 142V143H179ZM214 142V143H213ZM132 143V142H131ZM142 143V141H141ZM182 143V142H181ZM10 144L9 146L10 147H7V145ZM70 144H73L72 146ZM91 144V143H90ZM108 144V143H107ZM117 144V143H116ZM208 144V145H207ZM47 145V146H45ZM71 148L73 147V149L75 150L74 147L76 146H79L78 148H76L77 150L74 152H71L74 153L75 157L73 155L70 154V152L68 154H70L68 157L69 158H73L74 160H70V162L72 163V166L69 167V165L67 166L65 161L64 160L63 164H60V163H53L52 162V159L51 158H48L45 155L42 156H39L41 158H44L45 161L41 164L39 161L41 160H36L33 156H36L37 154L38 155H41L40 153H43L44 151H47V149H49V147H51V152L49 153V150L48 152H46L47 154H51L52 155V151H56L58 152V149H59V152H61V150L64 148H67L65 150H68V148L70 146ZM96 145V143H95ZM98 145V144H97ZM185 144H183V147H184ZM187 145V144H186ZM185 145V146H186ZM188 146V145H187ZM208 146L210 149H207ZM227 148H226V147ZM48 147V148H47ZM55 149H54V148ZM225 147V148H224ZM53 148V149H52ZM124 148V147H123ZM126 148V147H125ZM142 152L144 154L145 151V145H143L142 147ZM161 148V147H159ZM179 148V146L177 147ZM185 148V147H184ZM183 148V149H184ZM83 149V148H82ZM105 149V148H104ZM107 149H110L107 147ZM222 149V150H223ZM0 150V151H1ZM62 150V151H63ZM156 150V149H155ZM170 150H172V152L170 154L173 153L174 149H172V147L170 148ZM177 150V149H176ZM208 150L211 151V154L209 153L208 154ZM3 151V150H2ZM15 151V150H14ZM103 151V150H102ZM108 151V150H107ZM120 151V150H119ZM180 151V150H179ZM65 152V151H64ZM68 152V151H67ZM66 152V154H67ZM101 153V150L99 151ZM169 152V151H168ZM176 152V151H175ZM36 154V155H33ZM62 153V152H61ZM118 153V152H117ZM120 153V152H119ZM118 153V154H119ZM177 153V152H176ZM225 153V154H224ZM10 154V157L15 154V152L13 153H9ZM48 154V156H50ZM64 154V155H66ZM96 153H94L92 156H95ZM122 156V153H120ZM127 154V153H126ZM185 154V153H184ZM183 154V155H184ZM17 155V154H16ZM61 155V154H60ZM117 155V154H116ZM158 155V154H157ZM173 155V154H172ZM178 155V154H177ZM6 156V154H1L0 152V160H3L4 157ZM50 156V157H51ZM57 155L53 156V157H56ZM73 156V157H72ZM90 156V157H92ZM112 156V155H111ZM126 155H123L122 157H125ZM140 156V155H139ZM8 156H6L5 158H7ZM23 157V156H21ZM67 157V156H66ZM65 157V158H66ZM96 157V156H95ZM103 157V156H102ZM108 157V156H107ZM106 157V158H107ZM172 157V156H171ZM171 157H170V160H171ZM180 157V156H179ZM178 157V158H179ZM3 158V159H2ZM15 158V157H14ZM13 158V159H14ZM38 158V156L36 157ZM64 158V157H63ZM81 158V159H80ZM119 158V156H118ZM121 158V157H120ZM123 158V161H125ZM135 158V157H134ZM10 159V158H9ZM12 159V158H11ZM21 159V158H19ZM57 159V157H56ZM59 159V158H58ZM133 159V158H132ZM166 159V158H165ZM188 159V158H187ZM61 160V159H60ZM80 160H84L83 162L85 163L84 167L87 168V170L89 169L90 171V174L86 172V170H84V173H81L83 172V168H77L79 166H76L77 164H80ZM112 160V159H111ZM154 160V159H153ZM174 160V159H173ZM182 160V159H181ZM79 161V163H77ZM95 161V162H93ZM104 161V160H103ZM179 161V160H178ZM187 161V160H186ZM8 161H5V164L3 165H6ZM55 162V161H54ZM59 162V161H58ZM62 162V161H61ZM66 162H69V161H66ZM82 162V161H81ZM93 162V163H92ZM175 162V161H174ZM10 163V161L8 162ZM77 163V164H76ZM90 163H92L90 165ZM159 163V162H158ZM12 164V167H14V165ZM70 164V163H69ZM136 164V163H135ZM152 164V163H151ZM194 164V165H193ZM24 165V164H23ZM149 165V164H148ZM76 168L77 169H80L81 172L79 173L77 169H74L73 168ZM83 166V165H82ZM96 166V167H95ZM175 166V165H174ZM177 166V165H176ZM179 166V165H178ZM25 167V168H23ZM154 167V166H153ZM5 168H9L10 169V165L8 167H5ZM15 168V167H14ZM85 168V169H86ZM156 168V165L155 167ZM124 169V168H123ZM153 169V168H152ZM165 169V168H164ZM171 169V168H170ZM176 169V168H175ZM174 168H173V171H176ZM4 170V169H3ZM119 169H117V172H118ZM122 170V169H121ZM150 170V169H149ZM148 170V171H149ZM169 170V169H168ZM180 170V169H179ZM2 171V169L0 170V172ZM77 171V173L81 176L82 179H80V177L77 175V174H74ZM147 171V172H148ZM172 171V170H171ZM181 171V170H180ZM13 172V173H12ZM50 172V174H49ZM86 172V174H85ZM116 172V173H117ZM151 172V171H149ZM148 172V173H149ZM153 172V170H152ZM170 172V171H169ZM168 172V173H169ZM178 172V171H177ZM189 172V171H188ZM187 172V173H188ZM184 173V172H182ZM82 174V175H81ZM83 174L84 176H88L84 178L85 181H83ZM88 174V175H87ZM103 174V175H104ZM159 174V173H158ZM156 175V174H155ZM161 177V175H159ZM96 177V178H97ZM192 178H195V180H197L196 182L199 184V182H203L201 184V186H206V183L208 184V182L212 185L213 188H215V192L218 191L221 193V198H224V201L223 202H220L219 199H214V200H210V201H207V199L205 198V200L207 202H210L206 205L207 209H208V213L211 212V207L216 209V210H219V208L222 210L221 211V216L220 217H217L218 218V222L216 221L215 223H212L210 222V220H207L206 222L204 221L205 224H201L200 225L196 222V221H193L194 218L196 219V217L192 218L193 220L189 219V221H185V219H183V215L181 213V215L179 214L180 212H184V210L186 211V209H189L191 207V205L193 204L194 206V203L192 201V204H190L187 207V205L184 207V204L183 202H181V199L183 196L187 197L189 196L190 194V185L191 184H187V180L189 179H192ZM71 180V178H70ZM193 180V179H192ZM97 181V180H95ZM130 181V180H129ZM146 181V180H145ZM194 181V180H193ZM70 182V181H69ZM188 182H191L190 180ZM204 182H205V185H204ZM9 185H8V184ZM99 183V182H98ZM115 183V182H114ZM145 183V182H144ZM8 186H7V185ZM168 184V185H167ZM105 185V184H104ZM163 185V184H162ZM189 185V186H188ZM194 185V184H193ZM196 185V183H195ZM10 186V187H9ZM90 186V185H89ZM118 186V184H117ZM149 186V185H148ZM208 186H210L208 184ZM88 187V186H86ZM81 188V187H80ZM79 188V189H80ZM83 188V187H82ZM195 188V187H194ZM201 188V187H200ZM200 188H199V191H200ZM208 188V187H206ZM68 189V190H69ZM119 189V188H118ZM154 189V188H153ZM158 189V188H157ZM161 189V188H160ZM163 189V188H162ZM171 189V188H170ZM169 189V190H170ZM217 189V190H216ZM66 190V192L68 191ZM152 190V189H151ZM168 190V192H170ZM197 190V189H195ZM134 191V190H133ZM145 191V190H144ZM163 191V190H162ZM160 191V192H162ZM203 191V190H201ZM200 191V192H201ZM205 191V189H204ZM206 191H209V190H206ZM212 191V189L210 190ZM129 192V191H128ZM149 192V190H148ZM152 192V191H151ZM167 193V191H165ZM198 192V191H197ZM214 192V191H212ZM77 193V192H76ZM192 193V192H191ZM199 193V192H198ZM202 193V192H201ZM203 193H206V192H203ZM209 193V192H208ZM207 193V194H208ZM69 194V193H68ZM78 194V193H77ZM151 194V193H150ZM157 194V193H156ZM155 194V195H156ZM172 194H176V195H172ZM193 194V193H192ZM30 195V198H28ZM100 195V194H99ZM162 195H163V192H162ZM166 194L164 193L163 196H165ZM208 195H212L211 193L208 194ZM214 195V194H213ZM218 195V194H216ZM214 195V196H216ZM23 198H28V200H26L25 202L22 203V205L24 204V208H22L21 202H19L21 199V197ZM28 196V197H27ZM46 196V197H45ZM70 196V195H69ZM75 196V195H73ZM109 196V195H108ZM164 197V198H167ZM184 197V199H185ZM199 197V195H198ZM73 198V197H72ZM83 198V197H82ZM100 198V197H99ZM103 197H101L100 201H102ZM108 198V197H107ZM137 198H139L137 196ZM163 198V197H162ZM194 198V197H193ZM207 198H209L207 196ZM84 199V198H83ZM90 199V198H89ZM129 199V198H128ZM148 199V198H146ZM200 199V198H199ZM202 199V198H201ZM9 202H8V201ZM23 200V199H22ZM67 201V200H66ZM85 201V200H83ZM127 201V200H126ZM148 201V200H147ZM203 201V199L201 200V202ZM7 202V203H6ZM39 202H41L39 204ZM54 202V201H53ZM125 202V201H124ZM146 202V201H145ZM186 202V201H185ZM189 202V201H187ZM195 205L197 204L198 205V201L195 199ZM51 203V202H50ZM134 203V202H133ZM203 203V202H202ZM201 203V204H202ZM205 203V202H204ZM18 204V205H16ZM69 204V202H68ZM92 204V203H91ZM143 204V203H142ZM159 204V205H158ZM200 204V203H199ZM198 205L199 206H201ZM206 204V203H205ZM204 204V205H205ZM16 205V206H15ZM202 204V206H204ZM262 205H263V208H262ZM26 206V208H25ZM29 206V207H27ZM54 206V205H53ZM156 206V207H157ZM192 206L191 210L194 208ZM70 207V206H69ZM72 207V206H71ZM140 207V206H139ZM216 207H219V208H216ZM52 208V207H51ZM59 208V207H58ZM105 208V207H104ZM103 208V209H104ZM138 208V207H137ZM141 208V207H140ZM143 208V207H142ZM157 208V209H158ZM196 208V206H195ZM202 210V207H199V209H195L196 211L197 210ZM24 209V210H23ZM86 209V208H85ZM100 209V208H99ZM109 209V208H106V210ZM124 209V208H123ZM205 209V208H204ZM207 209H206V212H207ZM213 209V210H214ZM46 210V209H45ZM137 210V209H136ZM140 210V209H139ZM145 210V209H143ZM148 210V209H146ZM194 210V209H193ZM192 210V211H193ZM194 210V211H195ZM200 210V211H201ZM21 211V212H22ZM30 211V212H29ZM83 211V210H82ZM99 211V210H98ZM116 211V210H115ZM188 210L189 213H187L188 215L192 212ZM195 211V212H196ZM198 211L197 213H199L201 215V218L198 217L197 219L199 220H205V214L206 212L204 213V210H202L203 214H201V212ZM220 211V210H219ZM20 210L17 212L19 213ZM20 212V213H21ZM22 212V213H23ZM104 212V211H103ZM142 212V210L140 211ZM144 212V211H143ZM147 212V211H145ZM144 212V214H145ZM194 212V213H195ZM55 213V212H54ZM80 213V212H79ZM82 213V212H81ZM111 213V212H110ZM117 213V212H116ZM121 213H122V210H121ZM25 214V213H23ZM21 214V215H23ZM42 214V213H41ZM75 214V213H74ZM73 214V215H74ZM184 215H186V213L184 212L183 213ZM196 214V213H195ZM1 215V214H0ZM15 215V214H14ZM26 215H29L26 213ZM130 215V214H129ZM193 214H191V217ZM197 215V214H196ZM194 215V216H196ZM204 218H203V216ZM4 216V215H3ZM70 216V215H69ZM131 216V215H130ZM264 216V215H262ZM16 217V216H14ZM18 217V215H17ZM22 217V216H21ZM19 217V219L21 218ZM31 217V216H30ZM38 217V215H37ZM42 217V215H41ZM71 217V216H70ZM69 217V219H71ZM185 218L188 219L187 216H184ZM190 217V218H191ZM210 218L209 215H206V219ZM2 217H0L1 219ZM78 218V217H76ZM91 218V217H90ZM89 218V219H90ZM134 218V217H133ZM213 218V217H212ZM261 218V217H260ZM3 219V218H2ZM28 219V218H27ZM26 219V220H27ZM44 219V218H43ZM46 219V218H45ZM44 219V220H45ZM55 219V218H54ZM68 219V217H67ZM120 219V218H119ZM215 219V218H214ZM5 220H7V218H5ZM11 220V221H10ZM47 220V219H46ZM82 220V219H80ZM110 220V219H109ZM118 220V219H116ZM124 220L126 221V219L124 218ZM129 220V219H128ZM127 220V221H128ZM33 221V220H32ZM31 221V222H32ZM51 221V220H50ZM67 222V220H65ZM64 221V222H65ZM106 221V220H105ZM108 221V220H107ZM259 221V220H258ZM1 222H4L3 220H1ZM52 222V221H51ZM56 222H57V219H56ZM64 222L61 221L60 224H63ZM70 222V221H69ZM68 222V223H69ZM83 222V221H82ZM111 222V221H110ZM115 222V220H114ZM123 222V221H122ZM171 223L172 224V227H168L169 228H173V231H168V230H165L166 228H164V224L167 226V223ZM17 223V222H16ZM15 223V224H16ZM29 223V222H28ZM37 223V221H36ZM41 223V222H40ZM48 223V222H47ZM72 223V222H70ZM86 223V222H85ZM107 223V222H106ZM116 223H119L120 222H116ZM124 223V222H123ZM123 223H121L123 225ZM130 223V222H128ZM126 223V224H128ZM135 223V222H133ZM35 225V223H33ZM65 224V223H64ZM78 222L76 220L73 221V225H77ZM83 224V223H82ZM115 224V223H114ZM112 223L110 224H107V226H111V225H114ZM126 224L123 225V227L126 226ZM171 224H168V225H171ZM4 225V224H3ZM1 225L0 228H3ZM20 225V223H19ZM25 225V223H24ZM50 225V224H49ZM70 225V224H69ZM72 225V226H73ZM83 225H86V224H83ZM27 226V225H26ZM44 227H46L44 224H43ZM42 226V227H43ZM71 226V227H72ZM80 226V225H79ZM92 225H90L91 227ZM118 226V224H115L114 225V228H116ZM165 226V227H166ZM15 227V226H14ZM35 227V226H34ZM61 228L60 229H63L62 226H60ZM64 227V226H63ZM78 228V226H76ZM82 228V226H80ZM79 227V229H80ZM89 227V228H90ZM94 227V225H93ZM9 228V229H10ZM31 227H29L28 229H30ZM39 228V227H38ZM67 228L66 226L64 227V229ZM70 228V226L68 227ZM84 228V227H83ZM87 228V229H89ZM16 229V228H15ZM13 229L12 228V232H20L18 229ZM20 229V227H19ZM32 229V228H31ZM58 229V230H60ZM72 229V228H71ZM113 228H110L108 230H112ZM14 230V231H13ZM27 230V229H26ZM47 230V229H46ZM76 230V229H75ZM78 230V229H77ZM172 230V229H171ZM32 231V230H31ZM27 232V234H31L32 232ZM53 231V230H52ZM68 231V230H67ZM73 231V230H72ZM80 231V230H79ZM94 231V230H93ZM250 231V233H249ZM11 232V230H10ZM11 232V233H12ZM15 234H18L16 233ZM24 232V231H23ZM65 232V231H64ZM110 232V231H109ZM174 232V234L172 233ZM255 232V231H254ZM254 232L252 233L253 234V237H254ZM71 233V234H70ZM79 233V232H78ZM84 233V232H82ZM117 233V234H118ZM6 234H8L9 236L7 237ZM25 234V233H24ZM48 234V235H47ZM91 234V233H89ZM93 234H95V232H92L91 236H93ZM102 234V233H100ZM242 234V235H241ZM2 235V236H1ZM14 235V234H13ZM21 235V234H20ZM23 235V234H22ZM21 235V237H23ZM96 235V234H95ZM99 235V234H98ZM119 235V236H120ZM243 235V236H244ZM17 236V235H16ZM19 236V235H18ZM28 236V235H26ZM103 236V234H102ZM101 236V237H102ZM124 236V237H123ZM239 236L241 238V240L239 239ZM25 237V236H24ZM100 237V235H99ZM105 237V236H103ZM102 237V238H103ZM248 237H251V236H248ZM256 237V236H255ZM27 238V237H26ZM204 240V244H200V239ZM18 239V240H17ZM70 238L67 239V242ZM80 239V240H79ZM106 239V238H105ZM17 240V241H16ZM73 240V239H71ZM247 240V239H246ZM74 241V240H73ZM244 241V240H243ZM68 242V244H69ZM245 242V241H244ZM246 243H248L246 241ZM262 243V242H260ZM259 244V243H258ZM73 246V244H72ZM249 246V245H248ZM247 246V247H248ZM253 246V245H251ZM255 246V244H254ZM263 246V244H262ZM262 246H260V250L256 251L257 253L252 252L251 253V250H249L248 248H246V251L247 249L250 251L247 252L248 254L243 257V253H242V259L240 258L239 260L237 259L236 260V256H238V254L236 255L235 254V257H233V259H235V262H230L229 263H232V264H264V249H262ZM264 248V247H263ZM237 249V248H236ZM257 249V248H255ZM259 249V247H258ZM242 251V250H241ZM245 251V250H244ZM253 251V249H252ZM237 253H239L237 251ZM138 258V259H139ZM137 260V259H135ZM229 260V259H228ZM232 261V259H231ZM223 262V261H221ZM226 262V261H224ZM228 262V261H227ZM226 262V263H227ZM212 263V262H211ZM228 263V264H229ZM136 264V263H135Z\"/></svg>",
	"mask_w": 264,
	"mask_h": 264
},
{
	"label": "rangeland",
	"instance_id": "obj_2",
	"mask_svg": "<svg viewBox=\"0 0 264 264\" xmlns=\"http://www.w3.org/2000/svg\"><path fill=\"white\" fill-rule=\"evenodd\" d=\"M48 0H41V4L42 3H46ZM50 1H52L53 2V5H48V4H45V5H41V4H36V5H34V3L32 2V0H0V26L2 27V29L1 30H3V29H5V30H7V28L10 30H7V31H9V33L8 34H10L11 33V35L10 36H13V35H15V34H17V32H20L19 30H17V28L16 27H14V24H11L12 22H10V24L9 25H7L8 23H7V21H8V18H9V15H11V12H10V10L11 11H13V10H17L18 11V9L20 10V12L21 11H23L22 12V16L24 15V17L25 16H29L28 18H32V17H34L35 19H29V23L30 24H32V25H30L31 26V28H32V30L34 31V33H39V31H41L40 32V34L43 32L42 31V27L43 28H46V29H48V27L50 28V26L49 25H51L52 23V29H53V27H54V29L57 27V24H55V22L51 19H49V17L50 18H52L53 17V15L55 16L56 15V13H57V11H62V12H65L68 8H70V5H71V3L72 2H74L75 0H50ZM107 1V0H106ZM110 1V0H109ZM116 2H117V0H115ZM121 3H119V5L121 6V4H124V5H122L123 7H127L128 5H126V4H128V0H119ZM128 1V2H127ZM182 1H184V2H189L190 0H182ZM208 1V3L207 4H205V3H203V2H200V7L198 6V8H202L203 6H204V4L205 5H210V6H212V8H213V10H216L214 7H213V4H212V0H207ZM108 2V1H107ZM112 2H114V0H112V1H110V2H108L107 4H113ZM127 2V3H126ZM78 3H80L78 0H77V2H75V3H73L72 4V6H73V8H75L74 10V14L76 13L77 15H78V17H76V18H79L80 17V14H78L79 13V11H80V9L82 10V9H84V6H80V4L79 5H77ZM115 3V2H114ZM202 3V4H201ZM240 4H238V5H236V8H234V10H236V11H239L240 13H237V14H235V15H232V14H230V11H226V16L223 18L224 20H227V27H225L224 29H213L212 27L209 29V28H207V29H205V30H203L202 32H195V31H193L192 30V28H189V29H187V31L185 32V34H179V35H175L174 33H173V35L172 36H170V40H169V37L167 38L166 37V35H167V33H165L166 35H164V32L161 34L162 35V37H161V35H158V36H156V37H154L153 39H154V41H153V39L150 41V46H154V45H156V46H154V48L155 47H157V48H153L152 47V49H154L155 51H157L156 52V54L159 56V57H162V55H165V54H168L169 53V51H171V55H173L172 53V51L174 50V48L176 47V48H179L178 49V51H180L179 52V57H181L182 59L180 60V61H182L179 65H175V63L173 64V62L172 63H167L166 64V68H165V66L164 67H161V65H159V70L158 69H156V73L157 74H155V75H153L152 76V74H151V76H150V74H148V69L146 68V64H145V62H144V60H145V58H146V55L144 54L143 55V52L144 51H140V45L138 44V45H135L134 43H130V41H127V42H129L128 44H127V42L125 43L126 44V47L128 48V47H130V52H131V54L132 55H134L135 53V55L133 56V58L131 57L132 55L131 54H129L130 56H128V55H126V56H128L129 58H132L133 59V61L134 60H136L135 61V63H134V68L136 69L134 72H135V74H133V77L135 78L134 79V82H133V87H130V89L128 88L129 87V83H126V82H124V81H122L123 79H127L126 78V76H123V78H116V76H114V77H112L113 75H114V68L116 67V62H117V58H115L116 56L114 55V53L116 54V52H114V53H111V55H109L110 53L109 52H111V50H110V47H109V44L108 43H110V40L108 39L109 38V33H107V32H105V36H103L99 41L100 42H102L101 43V45L103 46V44H108V46H107V48H109V49H107V48H105L106 47V45L104 46V47H102L101 45H100V43H99V41H95L94 40V38H89V40L90 41H84L83 39L81 40V38L79 37V38H76V37H74V38H71V39H74V42H73V40H71V41H65V40H63V42H59L60 44L59 45H56V46H52V47H55V48H49L48 50H47V48L45 49L46 51L44 52V50H42L41 52H43V57L42 58H39V57H33V60L32 59H27V61L29 60L30 62L29 63H31V61L34 63V64H32L31 63V65H29V64H26L25 62H27V61H25V59H26V57L27 58H29V56H31V55H25V57L22 55V56H18V55H16V56H14V55H8V56H6V57H8L7 59L9 60L11 57L13 58H11V61H14V60H16V59H21V60H17L18 62H16V68H19V69H21L22 70V68L23 69H25L24 71H23V73L22 74H24V76L23 77H20V76H18L17 74H8V72L7 71H5V65L4 66H2L3 68V70L5 71H3L4 73V75H5V73H7L6 75H8V76H3L4 78H1L0 80V91H3L2 93H4V95H5V93H6V96H4V97H0V108H1V110L2 111H9V110H11V109H13L12 107H14V105L16 104V103H19L20 104V102L22 103L23 102V104H25V111L24 110H21L20 111V109L18 110V111H16V112H26V110L27 111H31L32 112V110H34V108H35V110H37V111H35L34 110V112H38V110L40 109V112L39 113H42L43 115H44V113H45V117H44V119L43 120H47L48 121V118L46 119V117H47V114H49V115H51V116H53V115H55V116H53V117H50L49 119L53 122L54 120H55V123L53 124V126H51V127H57V126H54V125H59L62 121H63V126L65 127V129H66V132L68 131V130H70V131H68V133L70 132L71 134H72V132L73 131H71V130H73V124H75V121H76V119L78 118V116H80L81 115V113L82 112H84V113H82V114H84L83 116H85L86 118H91L92 116H96V117H92V118H94L95 119V121H96V118L98 117V118H100L101 119V117H104L105 115H107L108 117V123L107 122H102V120H100V119H97V121L99 122L100 121V123H103V124H100V123H97L96 125H95V127L94 126H91L90 128L92 129V127H94L93 129H94V133H90V132H87V131H89V130H86V132L85 131H79V130H81V127H78L77 125V127H78V131H77V133H74L73 132V134H72V136H70L71 138H69L68 140H74V138H76L77 139V142H76V140H75V142L76 143H80V142H82V144L81 145H83V144H85L84 146H82V148L80 149L81 151H82V153H75L77 156V158L76 159H78L80 156H82L83 157V151H84V149L86 150V148H91L92 147V144H93V147H95L94 148V150L95 151H92L93 149H89V151H91V152H89V153H86V155H89V156H87V158L86 159H88L87 161L89 162V161H91L90 159L92 158V160H94V158H96L95 159V161H93V162H95L94 164L96 165V164H98L99 165V163H100V160H101V163L102 162H106V161H108V158H110L109 159V161H114L115 162V160L116 159H118V160H116V162H123V163H120L118 166V168L117 169H119L118 170V172H117V169H116V171H114L113 173L112 172H110L109 174H104V173H102V172H100L101 174H99L100 176H96L95 177V179H94V183L93 184H83V185H81V186H77V187H81L80 189L79 188H77V189H75V184H71V181H72V177H70L71 178V180H70V178L68 179V181H67V183H69V185H68V187L69 186H74L73 188L71 187V189H66V190H68L67 192H66V190H64L65 192H64V194H63V197L61 196L60 198H58V200L56 199V200H50L49 202H47V203H45L44 205H43V207H42V209H44L43 211L44 212H42V210H40L41 211V213L40 214H38L37 213V215H38V217H37V215H34L33 213H35V212H32V214L31 213H28L26 210H28V208L27 209H23L24 210V212L21 210V208H19L18 209V207H15V208H17L16 210L15 209H13V213L10 215V217L7 215V217H5L6 215L5 214H2L3 212H1L0 214V217H2L1 219H0V226L1 225H3L2 227L3 228H0V234H2V232H1V230L3 231L4 230V228L6 229V227L9 225V224H7L6 225V223H11L13 220H14V224H10V226H11V228L9 229L8 228V231H7V229L6 230H4L5 232L4 233H9L10 234V236L8 235V234H6V236L8 237H15V238H18L17 240L18 241H20V240H22V238H23V240L25 239V241H26V243H28L27 241V239L29 238V236H34V234L36 233H38V232H33V231H35L36 229L38 230V229H40V232H41V228H43V232H44V229H45V232L46 233H48L49 232V235L50 234H57L58 232H60V231H63L62 233H65L66 235H68L69 234V232H74V235L73 234H71L70 236H67L68 238H70L69 240H70V242H69V244H68V242H67V239H65V241H66V244H67V247L68 248H70V244H71V248H73V247H76L77 246V243H79V241H76L75 239H78L77 237L79 236H81L80 238L81 239H85V234H87V231H90V232H88V235H89V238H88V241H91L92 239H93V237L94 238H96V237H98L99 239H103V241L104 240H107V239H109L110 238V236L109 235H107L108 237H106V235L105 234H110L111 235V233H113L112 231L114 230H117V231H115V232H121V231H123V232H121V233H123L122 235H124V232L127 230V227H128V225L129 224H133V226H134V224H138L139 223V220L138 219H140V220H142V217H141V215L143 216V217H145L146 216V214L147 213H151L154 209H156V211L157 210H159L160 208H158V206H157V203H160L159 201L161 200V199H168V196L169 195H171V193H173V192H175L174 190H173V188L172 187H170V185H169V188H168V190L170 191V192H168V190L167 189H165V187H168V186H164V185H166L165 183L167 182V183H169L170 181L169 180H171L172 178H173V180L176 178V180L177 181H173V182H175V184H177V182H182V181H179L180 179L179 178H182V175H185V172L187 171V167H188V173L186 172V174H189L190 173V167H189V164L191 163H189V161H192V155H189L190 154V146H189V139H188V141L186 142V139L188 138V137H186L185 138V140L183 141L182 139H183V137H181V138H179L180 136H183V135H185L186 133H188V132H191L192 131V134H191V136L193 135V133L195 134L194 136H196V133H198L197 135H198V137H199V139H200V137H204L205 135V138L203 139V138H201V140H203V142L204 141H206L207 140V143H209V141L212 139L213 140V138L214 137H216V136H218L219 135V137H221L220 138V141H221V139H222V137L223 136H225L226 137V135L228 136L229 135V133H232L231 135H234V137L235 136H237V135H239V133H241V135H243L244 133H243V131H246L248 128H250L252 125H250V124H246L245 125V123L248 121V115H253L254 116V122H260V120L259 119H261V121H264V114H260V116H259V113H264V111L263 112H261V110L264 108L263 106H264V88H262L261 87V84L263 85L264 83H258V79H256V77H254L255 75H256V73H255V71L253 70L254 69V67H257V66H259V67H261L260 65H259V63L261 62V64H262V61H264V53H262V52H264L263 50H264V44H262L263 46H261V43H263V39L261 40L260 38H262L263 36L261 35V32L264 30V26H263V24H264V12H261V14H260V11L258 10V9H255V8H253L254 6H248V4L249 3H245V4H243V1H240L239 2ZM82 4V3H81ZM83 5V4H82ZM141 5V4H140ZM243 5V6H242ZM244 5H246V6H244ZM71 6V7H72ZM138 7H140V6H138ZM249 7H250V9H249ZM253 8V9H252ZM22 9V10H21ZM79 9V10H78ZM137 9V8H136ZM136 9H134V10H136ZM252 9V10H251ZM9 10V11H8ZM76 10H78L77 12H76ZM134 10H131V12H130V14L129 15H131L130 16V18H131V20H132V22H131V20H130V18H129V22H128V19H127V21H126V23L124 22V24H125V29H127L128 27L127 26H129L130 25V27L131 28H133L135 25H138V23H140V22H144L143 24L144 25H146V24H148L149 22H151L152 21V16L150 15V13H151V11L147 8H145V9H138V10H136V11H134ZM145 10V11H144ZM253 10H258L257 12H255V11H253ZM264 10V9H263ZM262 10V11H263ZM134 11V12H133ZM145 13H144V12ZM19 12V11H18ZM56 12V13H55ZM137 14H136V13ZM147 12V13H146ZM243 13H248V15L247 16H245L246 14H243ZM9 14V15H8ZM26 14V15H25ZM32 14V15H31ZM75 14V16H77ZM133 14V15H132ZM143 14V15H142ZM146 14V15H145ZM150 16H149V15ZM263 14V15H262ZM3 15H5V16H3ZM8 15V16H7ZM31 15V16H30ZM40 15V16H39ZM148 15V16H147ZM7 16V17H6ZM52 16V17H51ZM133 16V17H132ZM140 16V17H139ZM142 16V17H141ZM144 16H147V17H144ZM2 17V18H1ZM6 17V18H5ZM11 17V16H10ZM138 17H139V19H138ZM149 17V18H148ZM230 17H231V19H230ZM134 18V19H133ZM142 18H143V21H141L142 20ZM226 18V19H225ZM251 18H253V19H251ZM5 19V20H4ZM6 19H7V21H6ZM39 19V20H38ZM146 19V20H145ZM149 19V20H148ZM31 20V21H30ZM36 22H35V21ZM230 20H232L234 23H235V25H232V24H234L232 21V27L233 26H235L234 28H236L237 26L240 28V31H239V29H238V27H237V35H235L234 37H232L231 36V34H233V32H230V30L229 29H231V28H229V23H230ZM3 21H6V25H4V24H2V22ZM147 21V22H146ZM38 22V23H37ZM49 22H51V23H49ZM253 22V23H252ZM104 23V25L102 24V26L103 27H105L104 29L105 30H107L108 32H109V30H110V26L108 27V29H107V27H106V25L107 24H105V22H103ZM249 23L250 24H254V25H252V27L249 25ZM132 24V25H131ZM11 25V26H10ZM36 25V26H35ZM48 25V26H47ZM55 25H56V27H55ZM134 25V26H133ZM8 26V27H7ZM32 26H34V28L32 27ZM248 26H250V27H248ZM254 26H255V30H254ZM257 26V27H256ZM41 27V28H40ZM129 27V28H130ZM13 28V29H12ZM50 28V29H51ZM128 28V29H129ZM234 28H232V29H234ZM249 28H251V29H249ZM260 28H261V30H260ZM35 29V30H34ZM41 29V30H40ZM124 29V30H125ZM242 29V30H241ZM228 30V31H227ZM236 30H234V31H236ZM89 31V30H88ZM91 31V30H90ZM93 31V30H92ZM212 31H214V33H215V35H214V33L212 34L211 32ZM241 31L243 32V33H241ZM258 31V32H257ZM261 31V32H260ZM2 33H0V38L1 37H3V40H5V38L6 37H8L7 36V32H5L4 30L3 31H1ZM167 32H168V30H167ZM195 32V33H194ZM256 32V33H255ZM21 34L19 35L18 34V36H14V37H17V40H18V37H19V41L22 43V44H24L25 42H26V39H25V37H24V39H23V37H22V32H20ZM89 33L90 32H88V33H86L85 35H82V36H86V35H89ZM169 33V32H168ZM216 33H218V35L216 34ZM223 33V34H222ZM235 33V34H236ZM263 34H264V31L262 32ZM4 34V35H3ZM13 34V35H12ZM106 34H107V36H106ZM109 34V35H108ZM227 34V35H226ZM91 35V34H90ZM89 35V37H94L93 35H91L90 36ZM186 35V36H185ZM200 35V36H199ZM208 35H210V36H208ZM219 35H221L220 37H216V36H219ZM251 36V38H250V36ZM9 36V37H10ZM102 35H100L99 37H101ZM168 36V35H167ZM184 36V37H183ZM196 36V37H195ZM214 36V37H213ZM229 36V37H228ZM246 36H248L247 38H246ZM253 36V37H252ZM104 37H108V38H106L107 40H105V38ZM161 37V39H159V38ZM163 37H165V38H163ZM173 37V38H172ZM203 37H205V38H203ZM228 39H227V38ZM238 37V38H237ZM255 37V38H254ZM82 38H84V37H82ZM104 38V39H103ZM157 38V39H156ZM192 38V39H191ZM195 38V39H194ZM199 38V39H198ZM201 38H202V41H201ZM218 38V39H217ZM224 38L225 39H227V40H225L224 41ZM234 38V39H233ZM246 38V39H245ZM254 38V39H253ZM264 38V37H263ZM21 39H22V41H21ZM75 39H76V41H75ZM77 39H78V41H77ZM79 39H80V41H79ZM87 40H88V38H86ZM163 39H165L166 41H165V43H167V44H165V43H161V45L162 44H165V45H163L162 47L161 46H159L160 45V42L159 41H162ZM196 39H198V40H196ZM230 39H231V41H230ZM232 39H233V41H232ZM252 39V40H251ZM25 42H24V41ZM92 40V41H91ZM102 40V41H101ZM116 40L118 41V39L116 38ZM188 40V41H187ZM234 40H236V41H234ZM240 40V41H239ZM245 40V41H244ZM256 40V41H255ZM261 40V43L259 44L258 43V41H260ZM1 41H2V38H1ZM0 41V42H1ZM29 41V40H28ZM82 41V42H81ZM104 41V42H103ZM158 41V42H157ZM174 41V42H173ZM193 41V42H192ZM216 41H218V42H216ZM223 41V42H222ZM250 41V42H249ZM157 42V43H156ZM164 42V41H163ZM169 42V43H168ZM190 42V43H189ZM205 42V43H204ZM236 42H238V43H236ZM251 42H252V44H251ZM254 42V43H253ZM27 43V42H26ZM63 43H65L64 45H77V47L81 50V49H83V50H79V51H77L78 49H76L75 47H72V48H75V49H70L69 50V47L68 48H62L64 45H62ZM73 43V44H72ZM75 43V44H74ZM98 43V44H97ZM152 43V44H151ZM155 43V44H154ZM158 43H159V45H158ZM183 43V44H182ZM188 43V44H187ZM203 43V44H202ZM223 43V44H222ZM154 44V45H153ZM198 44V45H197ZM214 44H216V45H214ZM250 44V45H249ZM69 45V46H70ZM82 46V48H80V46ZM95 46V49L97 48L96 47V45L98 46V48H103V50H101V49H97V50H95L93 47ZM135 45V47H133V46ZM174 46V48L172 49V47ZM182 46V48H181V46ZM231 45H234V46H231ZM59 46H62L61 47V49H59L58 47ZM86 46L88 47L89 46V49L88 50H86ZM93 46V47H92ZM136 46H138V47H136ZM183 46H186V47H183ZM191 46H192V48H191ZM196 46V47H195ZM201 48H200V47ZM208 46V47H207ZM246 46V47H245ZM57 47V48H56ZM66 47V46H65ZM91 47V48H90ZM189 47V48H188ZM226 47H227V49H226ZM234 47V48H233ZM105 48V49H104ZM134 48V49H133ZM135 48H136V52H135ZM138 48H139V50H138ZM202 48H205V49H202ZM211 50H210V49ZM53 49H54V51H55V53H54V51H53ZM181 49V50H180ZM251 49V50H250ZM57 50V51H56ZM63 50H66L65 51V53H69L68 55H70V53H71V60H69V59H67L68 61H64V60H60V61H62V63L61 62H57V59H56V63L54 64V63H52V62H54L55 61V59H53V61H52V57H57V58H61L62 59V57H59V56H61V52H64ZM73 50V51H72ZM100 50V51H99ZM109 50V51H108ZM132 50V51H131ZM141 50H143V49H141ZM161 50H162V53H160L161 52ZM164 50H165V52H164ZM167 50H169V51H167ZM184 52H183V51ZM189 50V51H188ZM50 51H53V52H50ZM76 51V52H75ZM94 51V52H93ZM95 51H96V53H95ZM108 51V52H107ZM139 53H138V52ZM154 51V52H155ZM188 51V52H187ZM209 51V52H208ZM211 51V52H210ZM247 51V52H246ZM251 51V52H250ZM262 51V52H261ZM250 52V53H249ZM53 53V54H52ZM61 53V54H60ZM75 53H76V56H75ZM92 53H95V55L93 54V55H91ZM107 53H109V54H107ZM145 53V52H144ZM189 53H191L192 54V56H191V54L189 55ZM194 53V54H193ZM204 53H206V55L204 54ZM209 53V54H208ZM260 53V54H259ZM74 54V55H73ZM87 54V55H86ZM105 54V55H104ZM138 54V55H137ZM140 54V55H139ZM142 54V55H141ZM183 54V55H182ZM228 54V55H227ZM251 56H250V55ZM259 54V55H258ZM45 55H47L46 56V58H45ZM51 55V59H48L49 58V56ZM55 55V56H54ZM57 55V56H56ZM91 55V56H90ZM98 55V56H97ZM114 55V56H113ZM161 55V56H160ZM171 55H169L168 54V58L170 59V57H172ZM184 55H187V56H184ZM204 55V56H203ZM261 55V56H260ZM10 56V57H9ZM98 58H97V57ZM101 56V57H100ZM139 56H141V57H139ZM145 58H144V57ZM248 56V57H247ZM18 57H20V58H18ZM48 57V58H47ZM76 57V58H75ZM109 57H111L110 59H109ZM134 57H136V58H134ZM188 59V61H186V58ZM200 57V58H199ZM216 57V58H215ZM241 57V58H240ZM247 57V58H246ZM25 58V59H24ZM30 58H32V57H30ZM75 58V59H74ZM99 58H101V59H99ZM102 58L104 59V58H106L105 60H102ZM116 60H115V59ZM144 58V59H143ZM184 58V59H183ZM204 58H207L206 60H204ZM214 58H215V60H214ZM22 59H24V61H22ZM37 59V60H36ZM42 61H41V60ZM138 59V60H137ZM143 60V61H141V60ZM174 59V57H172L170 60L172 61ZM217 59V60H216ZM238 59V60H237ZM240 59H242L243 61H241ZM247 59L249 60L248 62H247ZM254 59V60H253ZM35 60V61H34ZM47 61V62H49V63H47V62H45V61ZM59 60V59H58ZM96 62H95V61ZM109 60V61H108ZM112 60H114V62H112ZM194 60V61H193ZM201 60V61H200ZM240 60V61H239ZM262 60V61H261ZM43 61L45 62V63H43ZM52 61V62H51ZM132 61V60H131ZM183 61H184V64H182L183 63ZM207 61V62H206ZM216 61V62H215ZM254 61H255V63L256 62H258V64H256V65H252V64H255L254 63ZM15 62V61H14ZM20 62V63H19ZM51 62V63H50ZM92 62H94L93 64H92ZM106 62V63H105ZM138 62L140 63V64H138ZM206 62V63H205ZM241 64H239V63ZM243 62V63H242ZM253 62V63H252ZM23 63V65L25 64V68L23 67V65H21L20 66V64H22ZM28 63V62H27ZM35 63H37V64H35ZM47 63V64H46ZM58 63V64H57ZM61 63V64H60ZM100 63V64H99ZM104 63V64H103ZM112 63L114 64L113 66H112ZM205 63V65L206 66H203V64ZM96 64H97V67L98 68H100V70L102 71V73H104L103 74V76L104 75H106V76H108V77H106V76H104L105 78H106V81L105 82H107V86H108V88H112V91L115 89V91H114V93L115 94H119V92L121 93V94H123L124 93V97L121 95V94H119V96L121 95L122 96V102L123 103H125L126 105H125V107L126 108H124L125 109V111L127 110V111H129L130 112V114L128 113V116L126 117V115L127 114H121V112H119V114H118V112H115V111H110L111 109H112V107H114L115 106V104L116 103H111V102H109L108 100H110V99H108L107 100V98H101V100L99 99L100 97H102V96H104V95H102V96H98V100L97 99H95L94 100V98H92L91 100L90 99H87V101L85 100V102H87V103H84L83 102V100L81 99V101H80V98H78L77 96H73V95H71V96H68V98L67 97H64V98H62L61 96H59L56 92H54V89H51L50 90V88H47V89H49V91H51L52 93H50L49 92V94H48V96L50 97V96H52V97H50V98H48L47 96H46V94H44V92L47 90V89H45L44 91L42 90V91H36V89H39L38 87H35V89L33 90V94H35L36 95V97L37 98H39L41 101H39L38 99V101H39V103L40 102H42L45 106H43V107H41V105H39V106H34V102L32 103H30V102H28L29 100H27V99H25V100H22V101H19V99L18 100H16V98H18V97H27V95L30 93V91H29V88H28V86L26 87L25 85H30V84H36V82L37 81H40V80H43L42 82H45L46 83V81H48V80H51L52 78L54 79L56 76H57V71H58V68L62 65H64L65 67L68 65L69 67L71 66V68H72V66H73V73H74V75H76V77L78 78V80L80 79L81 81H83L84 83H87V84H89V83H91V79H93V80H95L96 78H95V76H94V71L95 70H93L94 69V67L93 66H96ZM201 64H202V66H201ZM236 64V65H235ZM243 64V65H242ZM246 64H251V67L250 68H253V69H251V70H253L252 72H250V71H248V73H246L245 72V70H250V68H249V66H246ZM50 65V66H49ZM93 65V66H92ZM103 65V66H102ZM136 65H138V66H136ZM141 65V66H140ZM144 65V66H143ZM168 65V66H167ZM174 65V66H173ZM180 65H182V66H180ZM27 66V67H26ZM61 66V67H62ZM100 66V67H99ZM163 66V65H162ZM177 66V67H176ZM200 66V67H199ZM247 67V68H244V67ZM253 66V67H252ZM144 67V68H143ZM198 67V68H197ZM203 67V68H202ZM34 68V69H33ZM36 68V69H35ZM55 68V69H54ZM110 68H111V70H110ZM138 68V69H137ZM163 70V69H166V71H168V72H166L165 70V72L164 71H162L161 69ZM179 68V69H178ZM195 68H197V70H195ZM199 68H201V69H199ZM261 68H264V62H263V67H261ZM2 69H1V71H2ZM38 69H39V72H38ZM113 69V70H112ZM143 69V70H142ZM144 69H146V70H144ZM191 69L193 70V71H191ZM27 70H29V72L27 71ZM30 70H31V73H30ZM106 70V71H105ZM140 70V71H139ZM175 70V71H174ZM205 70V71H204ZM26 71H27V73H26ZM34 71H37L38 72V74H37V72L35 73ZM137 71V72H136ZM160 71H162L161 73H159ZM197 71V72H196ZM242 71H244V72H242ZM55 72V73H54ZM111 72H112V74L113 75H111ZM133 72V73H134ZM154 72V73H155ZM204 72V73H203ZM237 72V73H236ZM28 73H30V74H28ZM53 73V74H52ZM107 73L110 75H107ZM145 73V74H144ZM179 73V74H178ZM182 73V74H181ZM184 73V74H183ZM190 73V75H189V77H188V74ZM194 73V74H193ZM198 73V74H197ZM200 73V74H199ZM235 75H234V74ZM240 73H242L241 75H243V76H239V74ZM249 73H253L252 75H251V77H249V79L246 77V76H250L249 75ZM42 76H41V75ZM142 74H144V75H142ZM168 75V77H167V75ZM170 74H172V75H174V76H171ZM185 74H186V76H185ZM245 74H246V76H245ZM123 75H125V74H123ZM182 75V76H181ZM11 76H12V78H11ZM35 76V77H34ZM94 76V77H93ZM143 76V77H142ZM144 76H146V77H144ZM171 78H170V77ZM30 77V78H29ZM40 77H42L41 79H40ZM50 77V78H49ZM125 77V78H124ZM177 77H178V79H177ZM188 77V78H187ZM196 79V81H193L194 80V78ZM232 77H233V79H232ZM244 77V78H243ZM24 79V80H22V79ZM105 78H104V80H105ZM112 78H113V81H112ZM139 78V79H138ZM141 78V79H140ZM189 78H191V79H189ZM234 78H235V80H234ZM3 79V80H2ZM5 79H8V80H5ZM30 79H33L32 80V82H31V80ZM52 79V80H53ZM83 79V80H82ZM110 79V80H109ZM138 79V80H137ZM148 79V80H147ZM158 79V80H157ZM165 79V80H164ZM170 79H172V81L173 82H171V80ZM177 79V80H176ZM193 79V80H192ZM250 79L253 81H255V79H256V81H255V83H252V81H250ZM26 80V81H25ZM30 80V81H29ZM110 82H109V81ZM116 80V81H115ZM203 80V81H202ZM243 80H245V81H247V83H245V81H244V85L246 86V85H248V87L246 86V88H245V86L244 87H242L243 86V84H242V86H240L239 84H241L242 82H243ZM4 81H5V83H4ZM7 81H10V84H11V86H10V84H9V82H7ZM19 81V82H18ZM24 81V82H23ZM87 81V82H86ZM88 81H90L89 83H88ZM96 81H97V79H96ZM126 81V80H125ZM149 81V82H148ZM190 83H189V82ZM253 81V82H254ZM11 82H13V83H11ZM121 83V87H120V89H119V83ZM136 82V83H135ZM186 82L189 84H186ZM203 82V83H202ZM236 82V83H235ZM240 82V83H239ZM3 83V84H2ZM18 83V84H17ZM123 83V84H122ZM140 83H141V85H140ZM143 83V84H142ZM153 83V84H152ZM158 83V84H157ZM160 83V84H159ZM163 83V84H162ZM232 83V84H231ZM239 83V84H238ZM251 83V84H250ZM257 83V84H256ZM116 84H118L117 86H116ZM124 84L125 85H128V87L127 86H124ZM145 84V85H144ZM148 84V85H147ZM165 84V85H164ZM205 84V85H204ZM232 85V87H231V85ZM254 85L255 84V86H253L254 88H252V86H251V88L249 87L250 85ZM7 86V87H3V86ZM18 85V86H17ZM21 85V86H20ZM157 85V86H156ZM162 85V86H161ZM209 85V86H208ZM230 85V86H229ZM237 85H239V86H237ZM23 86V87H22ZM107 86H106V88H107ZM113 86L114 87H116V88H113ZM138 86V87H137ZM145 88H144V87ZM196 86V88H197V90H196V88H194ZM225 86V87H224ZM228 86V87H227ZM18 87V88H17ZM24 87H26V88H24ZM126 87H127V89H126ZM154 87V88H153ZM207 87V88H206ZM217 87H219V88H217ZM259 87V88H258ZM15 88V89H14ZM107 88V89H108ZM125 88V89H124ZM142 88V89H141ZM151 88V89H150ZM194 88V89H193ZM199 88V89H198ZM217 88V89H216ZM232 88V89H231ZM239 88H242V91H241V89H239ZM244 88L246 89V90H244ZM250 88V89H249ZM13 89H14V91H13ZM116 89H117V91H116ZM122 89V90H121ZM157 89V90H156ZM207 89V90H206ZM213 89L215 90V91H213ZM220 89V91H218ZM237 89V90H236ZM251 89H253V90H251ZM256 89H260V91H261V93H260V91L259 92H257V90ZM26 90H28V92H25ZM108 90H110V89H108ZM120 90V91H119ZM192 90V91H191ZM205 90V91H204ZM217 90V91H216ZM229 90V91H228ZM239 90V91H238ZM247 90H250L251 92H254V93H251L250 91H247ZM13 91V92H12ZM21 91V92H20ZM134 91V92H133ZM144 91V92H143ZM147 91V92H146ZM209 91V92H208ZM212 91V92H211ZM227 91V92H226ZM233 92V94H232V92ZM247 91V93H245V92ZM22 93V94H20V93ZM40 92H42L43 94H40ZM46 92H48V90L46 91ZM45 92V93H46ZM54 92V93H53ZM129 92V93H128ZM220 92H221V95L223 94V96L225 97L226 96V98H224L223 96H221L220 95ZM225 92V93H224ZM236 92V93H235ZM28 93V94H27ZM56 93V94H55ZM169 93V94H168ZM231 93V94H230ZM235 93V94H234ZM239 93L241 94V95H239ZM245 93V94H244ZM255 93H257V94H255ZM261 95H260V94ZM141 94V95H140ZM215 94H217L216 96H215ZM243 94L245 95V96H243ZM247 94V95H246ZM250 94V96H248ZM253 94H255V96L256 95H258L259 97L260 96H262V99H261V103H260V105H262V102H263V106L261 107V109H259V107L256 109V107H254L253 105H252V101L251 102H249L247 105H245L244 106V108L247 106H253V107H250L251 108V112L253 113H246V112H244L245 114H243V115H241L242 113H239V112H241L242 110L241 109H238V106H240V107H242V103H244V101L246 100V101H248V99L247 98H252L253 96ZM0 95H1V93H0ZM3 95V94H2ZM42 95H44V96H42ZM128 95V96H127ZM183 95V96H182ZM233 95H234V99H235V101L237 102H235V104L237 105H233V103L234 102H232L234 99H232V100H229V99H231V97L233 98ZM236 95V96H235ZM40 96V97H39ZM55 96V97H54ZM128 98H127V97ZM133 96V97H132ZM136 96V97H135ZM138 96V97H137ZM212 96V97H211ZM215 96V97H214ZM220 96V97H219ZM242 96V97H241ZM14 97H15V99H14ZM125 97H126V100H125ZM129 97H131V98H129ZM160 97V98H159ZM205 97H209L208 98V100H211V98H212V100H214V101H212V103H214V104H212V105H214V107L213 106H211L210 104L211 103H209V102H211V101H207V99L205 100ZM214 97V98H213ZM218 97H219V100L220 101H218ZM230 97V98H229ZM240 100H238L237 101V98ZM10 98V99H9ZM47 98H48V100H47ZM57 98V99H56ZM71 98V99H70ZM96 98V97H95ZM119 98H121V97H119ZM139 99L140 101H138L137 103L134 101V100H136V99ZM201 98H204V100H205V103L208 105H206L205 104V108H206V106H207V108L205 109L204 107H202V108H194L193 106L194 105H196V102L199 100V99H201ZM242 98V99H241ZM6 101H5V100ZM8 99V100H7ZM112 99V98H111ZM132 99V100H131ZM134 99V100H133ZM146 99H148V100H146ZM153 99V101H151ZM172 99V100H171ZM217 99V100H216ZM223 99V100H222ZM249 99V100H250ZM58 100H60V101H58ZM88 100H90V102H88ZM124 100V101H123ZM130 100V101H129ZM204 100H199L198 102H199V104H200V101H201V103H203L204 104ZM243 102H242V101ZM263 100V101H262ZM18 101V102H17ZM27 101V102H26ZM37 101V102H38ZM45 101V102H44ZM58 101V102H57ZM67 101V102H66ZM78 101H79V103H78ZM218 103H217V102ZM225 103H224V102ZM16 102V103H15ZM36 102V103H37ZM55 102H57V103H55ZM82 102V103H81ZM94 102H95V104H97V102H100L98 105H95L94 107H93V105H94ZM106 102V103H105ZM108 102V103H107ZM127 102V103H126ZM131 102H133V103H131ZM219 102H220V104H219ZM35 103V104H36ZM42 103H40V104H42ZM105 103V104H104ZM159 103V104H158ZM166 103V104H165ZM224 103V104H223ZM228 103H230V104H228ZM239 103V104H238ZM82 104V105H81ZM93 104V105H92ZM103 104H104V106H103ZM130 104V105H129ZM193 104V106H192V108H191V105ZM217 104V105H216ZM226 104V105H225ZM17 105V104H16ZM22 105V104H21ZM30 105V106H29ZM127 105H129V106H127ZM131 105H133V106H131ZM138 105V106H137ZM161 105V106H160ZM198 105V104H197ZM219 105H220V107H219ZM230 105V106H229ZM232 105L234 106L233 108H234V110H232L231 111V109H232ZM47 106V107H46ZM49 106V107H48ZM97 106V107H96ZM100 106H103V107H100ZM201 106H203V105H198V107H201ZM211 106V107H210ZM219 107V108H217V107ZM40 107V108H39ZM51 107L53 108V107H58L56 110H49V109H51ZM67 107V109L68 110H70V111H68L67 109H66V111H64L65 110V108ZM72 107H76V108H72ZM79 107V108H78ZM81 107V108H80ZM84 107V108H83ZM151 107H155L154 109L153 108H151ZM157 107V108H156ZM166 107V108H165ZM168 107V108H167ZM196 107V106H195ZM225 108H229L228 110H225L224 111V109ZM239 107V108H240ZM247 107L243 110V111H246L247 110ZM248 107V108H249ZM11 108V109H10ZM32 109V110H30V109ZM45 108H47V110L45 109ZM61 108V109H60ZM64 110H63V109ZM70 108H72V109H70ZM83 108V109H82ZM130 108H132V109H130ZM142 108V109H141ZM211 108V109H210ZM252 108H254V110H256V111H254ZM22 109V108H21ZM41 109H42V111H41ZM79 109V110H78ZM82 109V110H81ZM103 111H102V110ZM129 109V110H128ZM149 109V110H148ZM156 109V110H155ZM187 109H189V114H183L184 112H185V110H187ZM204 109V110H203ZM210 109V110H209ZM236 109H238L237 111H236ZM14 110V109H13ZM44 110V111H43ZM138 110V111H137ZM142 110V111H141ZM147 110V111H146ZM230 110V111H229ZM264 110V109H263ZM50 111V112H49ZM51 111H52V114H51ZM53 111H54V113H59V116H58V114H53ZM63 111V112H62ZM74 111H76L77 113H76V115H75V112ZM80 111H81V113H80ZM101 111V112H100ZM139 111H141V112H139ZM158 111V112H157ZM226 111H227V114H225L226 113ZM13 112V111H12ZM73 112V113H72ZM147 112V113H146ZM167 112V113H166ZM175 112V113H174ZM187 112V111H186ZM203 114H202V113ZM212 112V113H211ZM217 112V113H216ZM235 114V113H239L238 115H239V120H237V119H234L233 120V118L231 119H227L228 118V115H229V113L232 115L233 113ZM257 112H259V113H257ZM67 113V114H66ZM85 113H87V116H86V114ZM97 113V114H96ZM111 113V114H110ZM114 113V114H113ZM172 113V114H171ZM193 113V114H192ZM221 113H223L224 115H222ZM9 114H11V112H9ZM31 114H33V112L32 113H30L29 115H31ZM74 114V115H73ZM105 114V115H104ZM138 114H139V116H138ZM168 114V115H167ZM202 115L201 117H197V116H199V115ZM210 115V116H212L214 119H215V121L218 123V125L219 124H222V127H220L221 125H219V126H217V129L218 128H222L221 130H224V129H226V130H224V131H220L218 134L215 132V128H214V126L213 125H210L211 124V121L210 120H207V119H205V117L207 116V115ZM255 114V115H254ZM257 114V115H256ZM72 115V116H71ZM78 115V116H77ZM99 115V116H98ZM118 115V116H117ZM125 115V116H124ZM136 115V117H133V116H135ZM166 115V116H165ZM180 115H182V116H180ZM219 115H222L221 117L222 118H220V117H218ZM231 115H229V117H231ZM236 115V114H235ZM245 115V116H244ZM57 116V117H56ZM109 116H110V118H109ZM124 116V117H123ZM142 116V117H141ZM157 117V118H163V116L164 117H166L167 118V120L168 121H164V122H160L161 120H157V121H159L160 123L159 124H155L156 126H149V125H147V128L148 127H151V128H146V124L144 125V121H145V119L146 118H148V117ZM205 116V117H204ZM234 116V115H233ZM232 116V117H233ZM257 116V118H255ZM259 116V117H258ZM69 119H68V118ZM74 117V118H73ZM204 117V118H203ZM242 119H241V118ZM244 117H245V119H244ZM246 117H247V119H246ZM250 117V116H249ZM34 118V117H33ZM52 118V119H51ZM71 118V119H70ZM73 118V119H72ZM113 118V119H112ZM190 118H191V120H190ZM198 118V119H197ZM251 118V119H252ZM54 119V120H53ZM202 119V120H201ZM225 119V120H224ZM250 119V118H249ZM46 121L47 123V125H50L52 122L51 121ZM73 120H75V121H73ZM92 120V119H91ZM193 120V122H191ZM197 120V121H196ZM199 120H201V122L199 121ZM221 120H223V121H226V123L224 122V125H223V121H221ZM227 120H228V122H230L229 124H227L228 122H227ZM236 120H237V122H236ZM240 120H242V123L240 122ZM244 120V121H243ZM247 120V121H246ZM70 121H72V122H70ZM93 121V120H92ZM111 121V122H110ZM118 121H120V123H121V125H118L117 126V124H119L118 123ZM132 121V122H131ZM185 121V122H184ZM187 121V122H186ZM232 121H234V123L232 122ZM238 121L240 122V124L238 123ZM69 122V123H68ZM77 122V121H76ZM138 122V123H137ZM189 122V123H188ZM197 124H196V123ZM73 123V124H72ZM104 123H107V124H104ZM130 123V124H129ZM132 123V124H131ZM186 123V124H185ZM237 123V124H236ZM244 123V124H243ZM44 124V123H43ZM46 124H44L46 127L45 128H50V127H47V125ZM68 124V125H67ZM76 124H78V122L76 123ZM140 124V125H139ZM203 124V125H202ZM208 124V125H207ZM227 124V125H226ZM232 124V125H231ZM242 124H243V126H242ZM72 125V126H71ZM103 125L105 126L104 127V129H103ZM131 125V126H130ZM196 125V126H195ZM199 125V126H198ZM206 125V126H205ZM236 125H238L239 127H237ZM99 126V128H97V127ZM102 128H101V127ZM190 126V127H189ZM232 126H234V127H232ZM246 126V127H245ZM71 127V128H70ZM168 127V128H167ZM193 127L195 128V129H193ZM225 127V128H224ZM236 127V128H235ZM90 128H88V129H90ZM107 128V129H106ZM114 128V129H113ZM138 128V129H137ZM142 128H145V129H142ZM179 128V129H178ZM212 128H214V129H212ZM235 128V129H234ZM97 129V130H96ZM103 129V130H102ZM192 129V130H191ZM99 130H101V131H99ZM106 130V131H105ZM127 130V131H126ZM145 130V131H144ZM161 130V131H160ZM185 130V131H184ZM190 130V131H189ZM201 130V131H200ZM210 130H212V131H210V132H213L212 134L209 132ZM239 130V131H238ZM243 130V131H242ZM90 131H93V130H90ZM137 131H143L142 133L141 132H137ZM149 131V133H147ZM169 131V132H168ZM171 131V132H170ZM208 131V133L207 134H205V132H207ZM150 132H151V134H150ZM156 132V133H155ZM162 133V134H160V133ZM202 132H204V133H202ZM247 132V131H246ZM245 132V133H246ZM163 133H165V134H163ZM170 133L172 134V135H170ZM202 133V135H204V136H202V135H200V134ZM210 133V134H209ZM237 133V134H236ZM81 134V135H80ZM168 134H169V136H168ZM221 134H223V136L221 135ZM226 134V135H225ZM248 134V133H247ZM246 134V135H247ZM68 135V134H67ZM75 135V136H74ZM80 135V136H79ZM85 135V136H84ZM90 135V136H89ZM165 137H164V136ZM207 135H208V137H207ZM221 135V136H220ZM240 135V137L242 138V141H243V136H241ZM83 136V137H82ZM87 136V137H86ZM154 136V137H153ZM158 136V137H157ZM171 136H173V137H171ZM186 136V135H185ZM184 136V137H185ZM120 137V138H119ZM127 137V138H126ZM136 137V138H135ZM160 137V138H159ZM175 137V138H174ZM197 137V136H196ZM209 137L211 138V139H209ZM218 137V138H219ZM240 137H237L238 139H240L241 140V138ZM244 137H245V134H244ZM87 140H86V139ZM145 140H144V139ZM178 138V139H177ZM218 138H214L215 140H214V142H216V143H220V145H219V147L222 145L221 143H222V141H223V143L224 144H226V142H224L225 140H226V138H224L223 137V140L221 141V142H218L219 141V139ZM85 139V141H86V143L85 142H83L82 140H84ZM128 139V140H127ZM152 139V140H151ZM156 139V140H155ZM163 139V140H162ZM206 139V140H205ZM217 139H218V141H217ZM235 140H236V138H234ZM79 140V141H78ZM95 140H97V141H95ZM228 140H229V138H228ZM240 140H236V141H240ZM244 140H249V138H247V136H246V139H244ZM90 142V141H92V142H90V143H88L89 145H87L86 146V144H87V142ZM93 141H95V142H93ZM141 141H142V143H141ZM174 141H176V142H174ZM179 143H178V142ZM132 142V143H131ZM182 142V143H181ZM212 142V141H211ZM213 142V143H214ZM245 141H243V143H244ZM74 143V142H73ZM95 143H96V145H95ZM108 143V144H107ZM117 143V144H116ZM16 143L14 142V144L12 143V145H15ZM98 144V145H97ZM183 144H187L186 146L184 145V147H183ZM10 144H8L7 145V147H10L9 146ZM71 146L73 145V144H70ZM70 145H68V146H70ZM143 145H145V151L146 152H144V154H143V152H142V146ZM208 145V144H207ZM212 146H213V144H211ZM211 145H210V143H209V145L208 146H210L211 147ZM45 146H47V145H45ZM71 146L68 148V150H65V149H67V148H64V150L62 151L61 150V152H59V149H58V152H57V150L54 152V151H52V155L53 156H55V155H57L56 157H57V159H56V157H53V156H51V154H49L50 152H51V147H49V149H47V151H44L43 153H40L41 155H38L37 153V155L36 154H34L33 153V155H36V156H33L36 160H38L41 164L45 161V157L44 158H41V157H39V156H42L43 157V155H45L46 154V156L48 157V158H51L52 159V162L53 163H60V164H63L64 162V160H66V161H69V162H66L65 161V163H66V165L68 164L69 165V167H71L72 166V163L70 162V160L72 161V160H74L73 158H69L70 156V154H71V152H75L77 149L76 148H78L79 146H76V147H74L75 148V150L73 149V147L71 148ZM91 146V147H90ZM179 146V148H177ZM208 146H206L207 147V149H210ZM92 147V148H93ZM107 147L108 148H110V149H107ZM124 147V148H123ZM126 147V148H125ZM159 147H161V148H159ZM172 147V149H174V151H173V155L172 154H170L171 152H172V150H170V148ZM222 147H223V145H222ZM222 147H220V148H222ZM226 147V146H225ZM224 147V148H225ZM48 148V147H47ZM54 148V147H53ZM52 148V149H53ZM105 148V149H104ZM184 148V149H183ZM227 148V147H226ZM55 149V148H54ZM79 149V148H78ZM156 149V150H155ZM177 149V150H176ZM223 149V148H222ZM221 149V151H222V153L223 152H225V153H227L226 151H227V149H223L222 150ZM1 150V149H0ZM3 150V151H2ZM0 152H1V154H6V156H8L7 158H5L4 157V159L3 160H0V170L2 169V171L0 172V176H1V173L3 172V173H5V171L7 172V169L8 170H10V172L11 171H13L14 173H15V171H17L18 169H17V167L19 168V166H15L12 162H13V160H16L14 163H16V162H18V160L19 161H23V160H27L28 158L27 157H25L24 155H26L25 153H22V152H19V153H17L16 152V149H11L10 148V152H8L9 151V148H6V149H2ZM15 150V151H14ZM48 150H49V155L51 156H48V154L46 153V152H48ZM101 150V153L99 152ZM103 150V151H102ZM108 150V151H107ZM120 150V151H119ZM180 150V151H179ZM211 150V149H210ZM210 150H208V154L210 153L211 154V151ZM226 150V151H225ZM65 151V152H64ZM68 151V152H67ZM86 151H88V150H86ZM169 151V152H168ZM177 153H176V152ZM14 153L15 152V154H13L11 157H10V154L9 153ZM66 152H67V154H66ZM70 152V154H68ZM120 152V153H122V156L123 155H126L125 157H126V159L124 158V157H122V156H120L121 154L118 153ZM20 153H22V154H24V155H20ZM45 153V154H44ZM94 153H96L95 154V156H92ZM127 153V154H126ZM185 153V154H184ZM224 153V154H225ZM17 154V155H16ZM61 154V155H60ZM64 154H66V155H64ZM74 153H72L71 155H75ZM79 154H80V156H79ZM92 154V155H91ZM117 154V155H116ZM158 154V155H157ZM178 154V155H177ZM184 154V155H183ZM112 155V156H111ZM140 155V156H139ZM21 156H23V157H21ZM27 156V155H26ZM38 156V158H36ZM67 156V157H66ZM69 156V157H68ZM72 156V157H73ZM90 156H92V157H90ZM103 156V157H102ZM108 156V157H107ZM118 156H119V158H118ZM172 156V157H171ZM180 156V157H179ZM15 157V158H14ZM64 157V158H63ZM66 157V158H65ZM75 157V156H74ZM94 157V158H93ZM107 157V158H106ZM114 157H116V159L114 160L113 158ZM121 157V158H120ZM135 157V158H134ZM170 157H171V160H170ZM179 157V158H178ZM10 158V159H9ZM12 158V159H11ZM14 158V159H13ZM19 158H21V159H19ZM59 158V159H58ZM123 158H124V160L125 161H123ZM133 158V159H132ZM166 158V159H165ZM188 158V159H187ZM61 159V160H60ZM64 159V160H63ZM81 159V158H80ZM112 159V160H111ZM154 159V160H153ZM174 159V160H173ZM182 159V160H181ZM25 160V161H26ZM104 160V161H103ZM106 160V161H105ZM179 160V161H178ZM187 160V161H186ZM5 161H10V163H8L7 162V164L6 165H3V164H5ZM23 161V162H18V163H20V164H18V165H21L22 163L24 164H22V166H26V162L28 161ZM55 161V162H54ZM59 161V162H58ZM62 161V162H61ZM82 161V162H81ZM84 160H80V164H77V163H79V161L76 163L77 165L76 166H79V167H77V168H83L84 167V165H85V163L83 162ZM175 161V162H174ZM92 162V163H93ZM159 162V163H158ZM193 162V161H192ZM70 163V164H69ZM92 163H90V165L92 164ZM136 163V164H135ZM152 163V164H151ZM194 163V162H193ZM12 164L14 165V167H12ZM44 164V163H43ZM149 164V165H148ZM10 165V169L9 168H5V167H8ZM45 165V164H44ZM67 165V166H68ZM83 165V166H82ZM98 165H96L95 167L96 168H98ZM155 165H156V168H154L155 167ZM175 165V166H174ZM177 165V166H176ZM179 165V166H178ZM192 165V163L190 164V166ZM194 165V164H193ZM76 166H75V168H73V170L74 169H77L76 168ZM154 166V167H153ZM185 166H187L186 167V171L184 170L183 171V169L185 168ZM23 168H25V167H23ZM80 168V169H81ZM86 167H84L83 168V172H81V170L80 169H77L78 170V172L80 171L81 173H84V170H86V172L87 173H89L90 174V171H89V169L87 170V168L85 169ZM124 168V169H123ZM153 168V169H152ZM165 168V169H164ZM171 168V169H170ZM173 168L176 170V171H173ZM191 168H192V166H191ZM4 169V170H3ZM122 169V170H121ZM150 169V170H149ZM169 169V170H168ZM181 171H180V170ZM151 171V172H149V171ZM152 170H153V172H152ZM172 170V171H171ZM75 171V170H74ZM149 173H148V172ZM170 171V172H169ZM178 171V172H177ZM12 172V173H13ZM79 172V173H80ZM86 172H85V174H86ZM117 172V173H116ZM169 172V173H168ZM182 172H184V173H182ZM159 173V174H158ZM49 174H50V172H49ZM74 174H77L79 177H80V179H82L81 178V176L77 173V171L75 172V173H73V175ZM104 174V175H103ZM156 174V175H155ZM82 175V174H81ZM88 175V174H87ZM159 175H161V177L159 176ZM86 176V175H85ZM85 176H84V174H83V181H85L84 180V178H85ZM89 176V175H88ZM88 176H86V177H88ZM186 176V175H185ZM185 176H183V180L185 179ZM179 177V178H178ZM167 178V179H166ZM1 179V178H0ZM168 180V181H166V180ZM194 181H193V180ZM192 179H189L191 182H188L189 180H187V184L189 183V184H191L192 183V185H188L189 187H190V194H189V196H187V197H185V196H183L181 199H183V200H181V202H183V203H185L184 204V207L187 205V207L186 208H188V206L190 205V204H192V201H193V203H194V206H193V204L191 205V207L189 208V209H186V211L184 210V212L186 213V215H184L183 213V211L182 212H180L179 214L181 215V213H182V215H183V219H185V221L187 220V221H189V219H191V220H193L192 218H194V217H196V219L194 218V220L193 221H196L199 225H200V223L202 224H205L204 223V221L206 222L207 220H210V222L212 223V221H213V223H215L216 221L218 222V218L217 217H220L221 216V209L219 208V207H216V208H219V210H216V209H214V208H212V207H214V206H212L211 207V212L210 213H208V209H207V207H206V205L208 204V203H210V202H207V201H210V200H214V199H219V201L220 202H223L224 201V198H221V193L218 191V193H217V191L215 192V188H213L212 187V185L208 182V184L210 185V186H208V184L206 183V186H201V184L203 183H201V182H199V184L197 183L198 181L197 180H195V178H192ZM2 180V179H1ZM95 180H97V181H95ZM130 180V181H129ZM146 180V181H145ZM186 180V179H185ZM70 181V182H69ZM197 181V182H196ZM1 182V181H0ZM99 182V183H98ZM115 182V183H114ZM145 182V183H144ZM2 183V182H1ZM0 183V184H1ZM171 183H172V180H171ZM171 183H169V184H171ZM195 183H196V185H195ZM8 184V183H7ZM6 184V185H7ZM105 184V185H104ZM117 184H118V186H117ZM163 184V185H162ZM173 184V183H172ZM172 184H171V186H172ZM194 184V185H193ZM9 185V184H8ZM7 185V186H8ZM149 185V186H148ZM168 185V184H167ZM203 185V184H202ZM204 185H205V182H204ZM86 186H88V187H86ZM10 187V186H9ZM83 187V188H82ZM195 187V188H194ZM201 187V188H200ZM206 187H208V188H206ZM119 188V189H118ZM154 188V189H153ZM158 188V189H157ZM161 188V189H160ZM163 188V189H162ZM199 188H200V191L201 190H203V191H199ZM152 189V190H151ZM195 189H197V190H195ZM204 189H205V191H204ZM212 189V191H214V192H212V191H210ZM134 190V191H133ZM145 190V191H144ZM148 190H149V192H148ZM163 190V191H162ZM173 192H172V191ZM206 190H209V191H206ZM217 190V189H216ZM129 191V192H128ZM152 191V192H151ZM160 191H162L163 192V195H164V193L166 194L165 196H163L162 195V192H160ZM165 191H167V193L165 192ZM199 193H198V192ZM78 194H77V193ZM193 194H192V193ZM203 192H206V193H203ZM209 192V193H208ZM69 193V194H68ZM151 193V194H150ZM157 193V194H156ZM161 194V196L163 197H161V196H159L160 194ZM176 193V192H175ZM212 194L211 196L210 195H208V194ZM100 194V195H99ZM156 194V195H155ZM216 195V194H218V195H216V196H214V195ZM0 195H1V193H0ZM70 195V196H69ZM73 195H75V196H73ZM109 195V196H108ZM168 195V196H167ZM172 195H176V194H172ZM198 195H199V197H198ZM29 196V197H28ZM27 197L28 198H30V195H28ZM137 196L139 197V198H137ZM167 196V198H164V197H166ZM207 196L209 197V198H207ZM21 197V196H20ZM46 197V196H45ZM73 197V198H72ZM84 199H83V198ZM100 197V198H99ZM101 197H103L102 199V201H100V199H101ZM108 197V198H107ZM156 199V197H157V200H158V198H160L161 197V199L159 200V201H157L156 200V202H154L155 200H153V204H156L155 205V207L151 204V202H152V199H154V198ZM184 197H185V199H184ZM194 197V198H193ZM2 197H0V199H1ZM28 198L26 199V198H23V197H21V199H19L20 201L19 202H21V203H19V204H21L22 205V203L23 202H25L26 200H28ZM90 198V199H89ZM129 198V199H128ZM146 198H148V199H146ZM200 198V199H199ZM203 199V203L201 202V200ZM205 198L207 199V201L205 200ZM214 198V199H213ZM23 199V200H22ZM24 199H26V200H24ZM195 199L198 201V205H200L201 203L204 205L205 203V205L204 206H202V204H201V206H199V207H202V210H204V213L206 212V209H207V212H206V214H205V220L203 219V220H198L197 218L198 217H200L201 218V215L199 214V213H197L198 211H200L201 210V208H200V210H195V209H199V207H198V205L196 204L195 205ZM210 199V200H209ZM67 200V201H66ZM83 200H85V201H83ZM127 200V201H126ZM148 200V201H147ZM8 201V200H7ZM54 201V202H53ZM125 201V202H124ZM146 201V202H145ZM166 201V200H165ZM164 200L163 201H161V203H163V202H165ZM186 201V202H185ZM187 201H189V202H187ZM9 202V201H8ZM51 202V203H50ZM68 202H69V204H68ZM134 202V203H133ZM205 202V203H204ZM7 203V202H6ZM41 202H39V204H40ZM92 203V204H91ZM143 203V204H142ZM160 203V204H161ZM200 203V204H199ZM16 205H18V204H16ZM15 205V206H16ZM54 205V206H53ZM159 205V204H158ZM70 206V207H69ZM72 206V207H71ZM141 208H140V207ZM157 206V207H156ZM192 206L194 207L193 209L196 211H194L193 209V211L191 210V208H192ZM195 206H196V208H195ZM22 208H24V204L21 206ZM27 207H29V206H27ZM52 207V208H51ZM59 207V208H58ZM105 207V208H104ZM138 207V208H137ZM143 207V208H142ZM25 208H26V206H25ZM86 208V209H85ZM100 208V209H99ZM104 208V209H103ZM106 208H109V209H107L106 210ZM124 208V209H123ZM158 208V209H157ZM205 208V209H204ZM262 208H263V205H262ZM46 209V210H45ZM137 209V210H136ZM140 209V210H139ZM143 209H145V210H143ZM146 209H148V210H146ZM151 209H152V211H151ZM214 209V210H213ZM20 210V212L22 211L23 213H25V214H23L22 212L20 213H17L18 211ZM83 210V211H82ZM99 210V211H98ZM116 210V211H115ZM121 210H122V213H121ZM142 210V212H140ZM151 212H150V211ZM188 210H189V212L190 211H192L189 215L187 214V213H189L188 212ZM200 211L201 212V214H203L202 212L203 211ZM104 211V212H103ZM145 211H147V212H145V214H144V212ZM155 211V210H154ZM30 212V211H29ZM55 212V213H54ZM80 212V213H79ZM82 212V213H81ZM111 212V213H110ZM117 212V213H116ZM197 214H195V213ZM26 213L27 214H29V215H26ZM75 213V214H74ZM15 214V215H14ZM21 214H23V215H21ZM74 214V215H73ZM131 216H130V215ZM141 214V215H140ZM191 214H193L192 216L193 217H191ZM4 215V216H3ZM17 215H18V217H17ZM41 215H42V217H41ZM71 217H70V216ZM194 215H196V216H194ZM206 215H209V217L210 218H208L207 217V219H206ZM262 215H264V208L262 209V211L261 212H259V214H258V217L255 219V221H253V223H255L254 225H253V232H254V237H253V232H251V235H249L248 234V236H251V237H248L247 236V240L245 239V235L243 236L242 234V236H241V238H242V240H241V238H240V236H239V239L243 242L242 244H243V246L241 245V247L239 246V247H235L234 248V250H232L228 255H223V256H221L220 258H219V260L218 261H210V262H206L205 264H228L229 263V261L230 262H235V259H233V257H235V254L237 255L238 254V256H236L235 258H236V260L238 259H240L242 256L244 257L246 254H248L247 252H249L250 253V251L249 250H251V253L252 252H254L255 251V253H257L256 251H258V250H260V246H262V244H263V246H262V249H264L263 247H264V216H262ZM14 216H16V217H14ZM22 216V217H21ZM31 216V217H30ZM184 216H187L188 217V219L187 218H185ZM203 216V215H202ZM12 217H13V219H12ZM19 217H21L20 219H19ZM67 217H68V219H67ZM69 217L71 218V219H69ZM76 217H78V218H76ZM91 217V218H90ZM134 217V218H133ZM191 217V218H190ZM213 217V218H212ZM261 217V218H260ZM5 218H7V220H5ZM8 218H10V219H12V221L11 222H8L9 221V219ZM28 218V219H27ZM45 220H44V219ZM55 218V219H54ZM90 218V219H89ZM120 218V219H119ZM124 218L126 219V221L124 220ZM138 218V219H137ZM203 218H204V216H203ZM215 218V219H214ZM27 219V220H26ZM56 219H57V222H56ZM80 219H82V220H80ZM110 219V220H109ZM116 219H118V220H116ZM129 219V220H128ZM202 219V218H201ZM1 220H3L4 222H1ZM33 220V221H32ZM52 222H51V221ZM65 220H67V222L65 221ZM74 220H76L77 222H78V224L77 225H73V221ZM106 220V221H105ZM108 220V221H107ZM114 220H115V222H114ZM128 220V221H127ZM259 220V221H258ZM5 221H7L6 223H5ZM32 221V222H31ZM36 221H37V223H36ZM61 223V221L62 222H64L63 224H60L59 222ZM72 222V223H70V222ZM83 221V222H82ZM111 221V222H110ZM124 223H123V222ZM137 221H138V223H137ZM17 222V223H16ZM29 222V223H28ZM41 222V223H40ZM48 222V223H47ZM69 222V223H68ZM86 222V223H85ZM107 222V223H106ZM116 222H120V224L119 223H116ZM128 222H130V223H128ZM133 222H135V223H133ZM13 223V222H12ZM16 223V224H15ZM19 223H20V225H19ZM24 223H25V225H24ZM33 223H35V225L33 224ZM51 223L53 224V223H55V224H53V226L55 225V228H56V226L58 225L57 223H59V225H58V227H57V230L55 229V233H53L54 232V229L52 228L51 230H50V228H48L47 227V225L48 226H50L51 227ZM86 224V225H83V224ZM110 223H112V224H118V226L116 227V228H114V225H111V226H107V224H110ZM121 223H123V225L124 224H126V223H128V224H126V226L125 227H123V225L121 224ZM43 224L46 226V227H44L43 226ZM50 224V225H49ZM70 224V225H69ZM168 224H171V223H167V226L164 224V228H166L165 230H170V231H173V228H169L168 229V227H172V224L171 225H168ZM5 225H6V227H5ZM27 225V226H26ZM73 225V226H72ZM82 226V228L80 227V226ZM90 225H92L91 227H90ZM93 225H94V227H93ZM15 226V227H14ZM35 226V227H34ZM43 226V227H42ZM60 226H62V228L63 229H60L61 227ZM66 226L67 228H65L64 229V227ZM70 226V228H68ZM72 226V227H71ZM76 226H78V228L76 227ZM130 226V225H129ZM166 226V227H165ZM19 227H20V229H19ZM29 227H31L30 229H28ZM39 227V228H38ZM79 227H80V229H79ZM84 227V228H83ZM90 227V228H89ZM12 228L13 229H18L20 232H16V233H18V234H15V232H12ZM72 228V229H71ZM87 228H89V229H87ZM110 228H113L112 230H108V229H110ZM15 229V230H16ZM27 229V230H26ZM47 229V230H46ZM58 229H60V230H58ZM76 229V230H75ZM78 229V230H77ZM124 229H125V231H124ZM172 229V230H171ZM10 230H11V232H10ZM32 230V231H31ZM53 230V231H52ZM68 230V231H67ZM73 230V231H72ZM80 230V231H79ZM87 230V231H86ZM94 230V231H93ZM7 231V232H6ZM14 231V230H13ZM24 231V232H23ZM32 232L31 234H27V232L29 233V232ZM65 231V232H64ZM110 231V232H109ZM66 232H68V234L66 233ZM75 232H77V234H78V236H77V234L75 233ZM79 232V233H78ZM82 232H84V233H82ZM92 232H95V234H93V236H91V234H92ZM4 233L2 234V235H4ZM25 233V234H24ZM34 233V234H33ZM89 233H91V234H89ZM100 233H102L103 234V236H105V237H103L102 236V234H100ZM113 233L112 235H111V237L113 236V235H117L119 238L118 239H120V237H121V233ZM173 234H174V232H172ZM249 233H250V231H249ZM14 234V235H13ZM23 236V237H21V235ZM35 234V235H36ZM100 235V237H99V235ZM1 235V236H2ZM17 235V236H16ZM19 235V236H18ZM26 235H28V236H26ZM48 235V234H47ZM120 235V236H119ZM103 238H102V237ZM256 236V237H255ZM27 237V238H26ZM91 237H92V239H91ZM124 237V236H123ZM106 238V239H105ZM0 239H1V237H0ZM71 239H73V240H71ZM121 239H122V237H121ZM16 240V241H17ZM80 240V239H79ZM245 242H244V241ZM200 244H204V240H203V238L202 239H200ZM246 241L248 242V243H246ZM260 242H262V243H260ZM259 243V244H258ZM72 244H73V246H72ZM254 244H255V246H254ZM249 245V246H248ZM251 245H253V246H251ZM249 248H248V247ZM258 247H259V249H258ZM237 248V249H236ZM246 248H248L247 249V251H246ZM255 248H257V249H255ZM252 249H253V251H252ZM242 250V251H241ZM245 250V251H244ZM237 251L239 252V253H237ZM243 252H245V253H243ZM242 253H243V255H242ZM242 255V256H241ZM241 256V257H240ZM139 257H134L133 259H134V263L133 264H140L142 261L144 262V260H141V258H139ZM135 259H137V260H135ZM229 259V260H228ZM231 259H232V261H231ZM242 259V258H241ZM221 261H223V262H221ZM224 261H228L227 263L226 262H224ZM142 262V263H143ZM212 262V263H211ZM229 264H232V263H229Z\"/></svg>",
	"mask_w": 264,
	"mask_h": 264
}]
</instances>
